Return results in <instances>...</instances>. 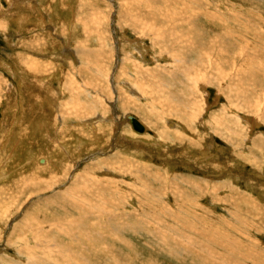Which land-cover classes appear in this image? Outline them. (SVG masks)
Wrapping results in <instances>:
<instances>
[{"label": "rangeland", "instance_id": "rangeland-1", "mask_svg": "<svg viewBox=\"0 0 264 264\" xmlns=\"http://www.w3.org/2000/svg\"><path fill=\"white\" fill-rule=\"evenodd\" d=\"M34 1H36V6L37 7L34 6L33 3H31V5H30L31 0H23L22 2L23 3L25 2L24 4L22 2H19L18 0H10V1L9 0L8 1L7 0H0V14H1L0 15V22H1L0 23V28L3 29L5 27V24H6V28L8 26L10 28L12 27L11 29L9 28V30H8V34H9L7 36L8 40L4 39L5 32L3 33V32H1L2 30H0V75H2V76H0V90L2 91L3 89H5V87L3 85H1V84L4 83V81H3V79H4V80H7V83L9 82L8 83V84H10L9 87L10 88L12 87L11 92H13V94L12 93L10 94L9 99H4L3 93L0 92V94H2L0 96V98H1V101H0V105H1V107H0V109H1V111H0V126L2 125L0 127V163H1L0 164V166H1L0 167V182H1L0 183L1 184L0 188L2 186H4L5 188L8 187V186H11L12 188H15V185H16L15 182H19L16 185V187H19L21 185V182H20L21 180L20 179H22L23 177L31 179V176H33V175H34L33 176L34 178L38 177L39 179L41 178V176H44V178L43 177L42 178L45 180V182L47 180H49V181L46 182V183H41V184H38L36 182L38 184L36 186H34V182H33V187H30L29 189L25 190L24 193L23 192H21L20 194L18 193V196H16L17 199L15 200V203H16V207L15 208L16 209L12 210L11 214L15 213L18 210L19 206H21V204H24V203H28V206L25 207V210H32L33 211L36 207H39L40 205L44 204L45 207H46L45 210H47L48 212H50L52 210V207H54V206H52V204H57L58 206L61 207V209L63 208L62 210L56 208L57 212H59L58 214H60L62 216H67L65 218H70L72 220H74V218H76V219L79 218V219H83L84 220L85 219V211L81 210L82 209L81 208V204L85 205L84 204L85 203V193L81 195L82 196V200L81 199H76V198L71 197L74 194V192L72 190L74 188L76 190V187L80 186L84 182L85 183H90L91 182L90 181L91 178L89 176H88L89 178L85 176L84 170H87L90 166H91L90 169H93L94 167H96V166H94L95 161L101 159L100 162H103L104 158L112 157L111 154L117 152V150H118V152H120V154L121 153L123 154V156L121 154V159L124 160V162H125V164H127V166L132 163L130 165V167H128V168L125 167L126 168L125 170H130L131 172H133V174L136 173L135 177L132 179V180H134V182L136 181L135 185H133L135 187H131V188H136L139 191L136 190V193H134V192L131 193V192H128L126 190V189H128V187H126V186L122 187V186H120L118 184H116V185H111V184L107 185V184H105L106 186H103V188L105 189V191L108 194V196L111 197V200L114 202L115 206L118 207V211L119 212L115 214L114 219L112 218L113 220L110 218V215H107L108 213L104 214L103 217L96 218L97 222L95 221L96 223H94L96 227L92 226V228H94L97 233L98 232L100 233L102 231L100 233L102 235H105L106 233H109L110 235H112V237L117 236L116 239H125V240L127 239V240H129L128 242L133 243L132 246L135 247V248L133 249L132 246H130L127 243H125L124 241H120V240L113 241V240L109 239V240L105 241V240L101 239V237H99L98 234H95V235L92 234V238L93 239L92 238L88 239L87 237H85V245H87V246L90 245L91 247H95V246L96 247H100L101 244H103V243H105V244L109 243V245L113 246V248H117V249L119 248V250L121 249L123 251V253H125V254L128 253L127 255H130L131 258H135L136 257L137 259L133 260V261L136 262V263H141V264H226V263L227 264H241V262H242V264H251V263L252 264H264V241H263L264 240V236H263L264 235V231H263L264 230V213H263L264 212V169L261 170V168L257 167V165L256 166L254 164L251 165L246 160H244L242 158V156L246 157V156H250L252 154V155L257 156V159L259 161L263 160V157H264V150H263L264 149V146H263V144H264V122H263V118H261L260 115H258V113L257 114L256 113L255 114H247V112H248L247 110H245L243 108L237 109L236 107L237 106L239 107V105L236 104L235 101L231 99L234 96H237V95H235V93H239V95L240 94L241 95L242 94L245 95V94L248 93L254 98L255 97L256 98L260 97L259 93L257 92L256 88L252 84H250L251 80H244L243 79L241 82H237L236 80L233 79L232 81H228L227 80V84H223V83H215L214 84L213 82H215V81L210 79L211 84L213 86L210 85L209 78H207L208 75L204 74L202 72L201 68L198 69L197 65L196 66L194 65V67H193V65H191L190 62H177L172 57V55H170V52L171 53L175 52V50L177 51V50L181 49V47H183L184 49H181V50H183V52L186 51L185 53H187L188 57H190L189 52H190V50L192 51V49L188 45L182 46L183 44L180 41H178V39L170 38V36L169 35L167 36L166 33H162V34L161 33L160 34L143 33V32H140V28H138V27H135V26H132V25L129 27V25H128L129 15L127 14V11L128 12L130 10L137 11V8H138L139 9L138 12H141L144 16H147V17H154L155 16L154 18L157 17V19H159V18L162 17L160 15L164 16L165 14H169L167 11H170L173 8V10L181 12V16H179V19L182 18L181 19L182 22H178L177 21L178 19H177V20H175L174 22H172L170 24V25H173L175 28L180 27L181 29L182 28L183 29H185V28L188 29L191 26L190 19H193L194 23L196 24V26H198L197 29H200V33H201V36H200L201 39L200 40L206 41L209 38H214V36L220 37L219 34H222L223 35L222 37L228 39L232 44L237 45L236 47H240L241 48V46L243 44H245V42L249 43L251 45V48L253 49L252 52L256 54V57H258L257 55H260L258 58L264 60V50H263L264 47L262 45V44H264V40H263L264 39V35H263L264 32L261 33V31H264V0H207L208 2L206 0H194L195 2H194V5H193V8L192 7L190 8V6L187 7V5H185V3H188L187 1L192 2V0H179V1L178 0H146V1L136 0L137 1L136 3H135V1L130 2V3H123V2H121V0H92V1L91 0H85V1L84 0L83 1H81V0H69L68 5L66 4V6H64L66 0L63 1V4L59 3L60 0H34ZM184 1H186V2L184 3ZM111 2H112V4H111ZM138 2H139V6H138ZM20 3H22V4H20ZM71 3H74V4H71ZM122 3H123V5H122ZM19 4H20V6L22 5L21 7H23V8H21L20 6L18 8ZM125 4L126 5L128 4L127 7L125 6ZM158 4L160 6H162V7H160ZM41 5L43 7L47 8V11L43 13L45 19H49V21L51 20L52 22L55 23L54 25H57L56 22L58 23V25H59L60 22L64 23L63 22L64 20H65L66 25L73 23L74 21H72V19L70 18L73 14L75 16V21H79V23H80V24L79 23L77 24L76 22H74V23L77 24L75 26V29H74V33L76 32L77 35H75L73 33L75 35V38L73 37L74 35L72 34V38H74V40L73 39L70 40L69 33L64 34L63 31L61 30L62 33L59 34L60 38L59 39H54V37L52 39L49 38L50 41L47 42L49 44V45H47V48L44 47V49H39V52H38L37 55H39L41 57L43 54H45L46 57H48V59H51L53 57L54 60L56 58H58V60L56 59L57 60L56 62H53V65H54L53 68L54 67H57V68H54V70L50 71V73L53 72L54 74H58V72L60 71L59 73L62 72L61 74L63 76L67 75V76H69V79L72 78L73 80H71V81L73 82V84L75 83V84L79 85V82L83 83L85 81V83H86L85 84L86 85L85 86V101H88L89 103H91L92 104V108H97V111L93 112V114H92V111L90 110L87 114L85 113V115H83L84 116L83 118H81L82 120L83 119L85 120L84 121V123H85V126H84L85 127V131H87V130L91 131V132H88V135L86 134V136L88 138H89V136H91L89 140H87V139H85V137L81 136V138L85 139V143H83V144L81 142L79 143V141H77L76 139H75L76 140L75 141L73 137L76 138V136H73L72 134H70L72 132V130H73V128H72L73 126H70V125H72V122L70 121L72 119H66V118H64L62 116V114H60L61 118L62 119L64 118L63 119L64 121L62 122V124H61V121H59L60 118L58 116V113L61 111L62 105L64 103L67 104V101L70 100L69 99L70 94H63V91L62 90L59 91V89H58V92H55V86H56L57 83H56V81H53V80L50 81V83H52V87H54V94L55 93H57V94L53 95L50 92L51 90L53 91V89L46 90V93H45V90H38L35 87H32L33 78H31V76L29 74H26V78L23 81L22 78L14 77L13 75H11V72L8 71V69H7L8 68L7 65H9L10 62H12V61L13 62H17L16 61V57H18L17 55H29L30 54L28 52H31V50L28 51L27 48L24 49L22 47H19L18 45L20 44L21 41H23V40H27L28 41L27 38L31 37V32L29 33V31H27V30H29V27H33L34 28L33 24L35 23V16L39 17V16L42 15V14L39 15V12L37 11V10H39V6H41ZM69 5H70V7H74L76 12L73 13V9L70 8ZM130 5H131V9H130ZM196 5L198 6V8H196ZM82 6H83V8L84 7L85 8L82 9ZM176 6H178V7L176 8ZM25 7H27V8H25ZM66 7H69V8L66 10ZM135 7H137V8H135ZM16 8H18V9H16ZM128 8L130 10H128ZM140 9L141 10L143 9V10L141 11ZM97 11H98V13H97ZM119 11H120V13H119ZM124 13H126L127 15H125ZM184 13H185V17H184ZM210 14H211V16H210ZM91 15H92V17H91ZM97 15L100 16V17H98ZM16 16H19L21 20L18 19L19 17H16ZM93 16L95 18V21H94ZM192 16L194 18H192ZM114 17H116V18H114ZM196 17H197L198 21L196 20ZM11 18H12V20H11ZM67 18H68V20H67ZM105 20H107V21H105ZM9 21L11 23L10 25L8 24ZM83 21H84L85 24H83ZM184 21H186V23H184ZM212 21H214V23ZM92 22H93V25H94V29L96 31H94V34H92L91 36L88 37L87 28H89V27L91 28L92 27ZM98 22H99L100 26H98V24H97ZM159 22H160V19H159ZM245 22H246V25L244 24ZM180 23H181V26L179 25ZM3 24H4V26H3ZM45 25H50V24L46 23ZM78 25L81 27V29H80V27ZM119 25H120V27H119ZM25 27H26L27 30L24 29ZM257 27L260 30L257 29ZM121 30H122L123 33L120 32ZM18 31H20V33ZM23 31H25V32H23ZM251 31H253V32H251ZM59 32H60V29H59ZM82 32H83V34H85V38H86V39H84L85 40L84 42H83V40H81V37L83 35ZM99 32H102V33L100 34ZM208 32H210V33H208ZM124 33H125V35H124L125 37L122 35ZM258 33H259V36H258ZM225 34L226 35L229 34L230 37H226ZM260 35H261V37H260ZM67 36H69V38ZM139 36H140V38H139ZM159 36H160L159 40H161L162 42L159 41V40L157 42V38ZM75 39H76V41H75ZM135 39H137V40H135ZM220 39H222V38L220 37ZM258 39H259V41H258ZM260 39H262V40L260 41ZM51 40H52V42H51ZM53 40H55L54 43H53ZM80 40H81L82 47L85 48V49H86V47L90 48L89 50L93 49V47L94 48L95 47L102 48V50L100 51L101 54L99 53L100 55L96 57L97 59L100 58L102 60L101 61V70H100L101 73L98 70V74L100 75V77H99V75L96 74L97 72L96 73H92L93 70L89 66H87L86 55L84 56L85 61L81 60L82 62H85V67L83 68L84 69L83 72L80 71V70H83L82 66H80L78 64V66H79L78 67L77 64H76L75 65L76 67H75L73 65L72 62L76 63L78 57H80V56H78L76 54L77 52L75 50H74V53H73L69 49L67 50L66 47H68V46L71 47L72 46V42H73V43H75V44H73V46H76V48H77ZM249 40H251V41H249ZM165 41H167V42H165ZM49 42L53 43L54 45L49 43ZM55 42H57V45H56ZM89 42H91V43H89ZM142 42L144 43V45H143ZM183 42H186V41H183ZM62 43H63L64 46L62 45ZM65 43H66V45H65ZM160 43H161V45H160ZM121 45H123V46H121ZM147 45H148V47H147ZM59 46H60V48L62 47L61 50H60V48L58 49ZM144 46H146V47H144ZM261 46L263 47V49H262ZM16 47H18V48H16ZM48 47L50 48V50H48L50 53H48V51H47V49H49ZM151 47L154 48V49H152ZM51 48H52V50H51ZM53 48H55L56 50H53ZM144 48H145V50H144ZM254 49H256V50H254ZM21 50H23V51H21ZM120 50L122 51V53L120 52ZM53 51H55V52H53ZM56 51L57 52L60 51V52L57 53ZM61 51H63V54H62ZM255 51H259V52H255ZM52 52L55 53V54H53ZM130 52H133V53L136 52V54H133V53L131 54ZM8 53L10 55H8ZM257 53H260V54H257ZM140 54H142V55H140ZM255 54H253V55L255 56ZM55 55H57V56H55ZM134 55H136V57H134ZM161 55H162V57H161ZM108 56H109V58H108ZM182 56H184V55H182ZM261 56L263 58H261ZM67 57L68 58L70 57V59H67ZM93 57L95 58V56H93ZM152 57H153V59H151ZM166 57H168V58H166ZM191 57H194V56H191ZM191 57H190V59H191ZM64 58H66V59H64ZM114 58H116V59L114 60ZM155 58H157L158 60L155 59ZM170 58L173 61H171ZM242 58H243V60H247L249 58V56L248 57L242 56ZM73 59L75 61H73ZM129 59L132 60V61L130 62ZM136 59H138V61ZM143 59H145V60H143ZM66 60H68L67 63H66ZM103 60L105 62H103ZM159 60H160L161 63L159 62ZM167 61H169V62H167ZM13 62H12V64H13ZM137 62H139V63H137ZM125 63H127V64H125ZM241 63H243V61H241ZM123 64H125V65H123ZM146 64H149V65H146ZM59 65H61V66H59ZM154 65H156V66H154ZM13 66H14V64H13ZM67 66L69 67V69L70 68L71 69L68 70ZM120 66H121L122 70L120 69ZM159 66H160V68H159ZM72 67H74L76 69H74ZM103 67L106 69L107 73H105V70H104ZM117 67H118V69H117ZM122 67H124L126 71ZM48 69L50 70V67H48ZM51 69H52V67H51ZM77 69L80 71V73L78 72ZM136 70H137L138 73L135 72ZM138 70H140V71L142 70V72H140ZM66 71H70V72L66 73ZM150 71H152V72L150 73ZM156 72H157V75H156ZM162 72H164V73H162ZM181 72H182V74H181ZM71 73H73L74 76ZM85 73H88V74H85ZM115 73L118 74V75H116ZM121 73H122V75H121L122 77L120 76ZM123 73H125V74L123 75ZM147 73H149V74H147ZM79 74L80 75L82 74V76H80ZM135 74H137V75H135ZM139 74H140V76H139ZM141 75H143V76L145 75L144 78H146V79H144ZM140 77H141V79H140ZM65 78L67 80V77H65ZM129 78H131V79H129ZM45 79H47V78H45ZM76 79H77V81H76ZM168 79H169V81H168ZM201 79H203V80H201ZM122 80H125L126 83H128L131 86H134L136 84L137 86L140 87L138 89L141 92L138 93V90H136V94L137 95L134 96V101H135V99H136V101L138 100L136 107L133 105V106H131L132 107L131 108L130 106H128V104L125 106L123 104L125 102L121 103V101L123 99H126V98L128 99V96L131 95L130 91L127 92L128 88H126V87H124L122 85V82H121ZM17 81H18L19 84L17 83ZM27 81H28V83H27ZM101 81H103V82H101ZM92 82H93V84H92ZM160 83H162V84L165 83V84H168V85L171 84V85L175 86V87L171 88V91L175 94L174 96H176V95L178 96V97L176 96V98H178V99L177 100L175 99V102H177V104L180 105L181 107L178 106L177 104H175V106H172V105L169 106L168 103L165 104V101H164L165 96L163 94V90L164 89H160L161 88ZM181 84H182V88L183 89L182 88L180 89ZM220 84H221V86H220ZM108 85H110V86H108ZM25 86L27 88L30 87L29 88V89H31L30 92H34L36 95H39V93H40L39 96H42V98L46 97L47 101L44 100V102H38V103L35 104L33 100L30 101V99H28V98L26 99V97H24V95L22 94V93L25 92V89H27ZM44 86L47 87V88L42 87L43 89L52 88V87H48L46 85H44ZM100 86H102V89H101ZM13 88H14V90H13ZM106 88H108V89H106ZM184 88H185V90H184ZM97 90H100V91H97ZM187 90H188V92H187ZM228 90H231V93H232L230 101H229L230 105H228V103L226 102V98H225V94H226V92ZM183 91H184V93H183ZM180 92H181V94H180ZM100 93H102V95H100ZM97 95H98L99 101H98V99H95V98H97ZM58 96H61V97H58ZM184 96H186V97L184 98ZM63 97H64V99H63ZM199 97H201L202 99L199 98ZM57 98H60L59 100H61V101H59ZM70 98H72V97L70 96ZM120 98H121V100H119ZM91 99L93 100V102H91L92 101ZM113 99H114V101H113ZM140 100H141V102H140ZM196 101H197V104L195 103ZM6 102H8V103H6ZM95 102H96V105H95ZM98 102H100L101 104H99ZM112 102H113V104H112ZM138 102H139V104H138ZM207 102H208V104H207ZM60 103H62V105ZM19 104H21V105H19ZM97 104H99V106L101 108L99 106H97ZM215 104H216V106H215ZM222 104L223 105L226 104L225 105L226 108L223 109V110L221 109ZM8 105H10V107ZM50 105H51V107L53 106L54 109H53V107L51 108ZM57 105H59L60 107L57 106ZM193 105H195V106H193ZM200 105H202V109H201ZM234 105H236V107H234ZM19 106H21V107H19ZM55 106H56V108H55ZM148 106H149L150 109L148 108ZM16 108H17V110H16ZM50 108H51V110H50ZM68 108H70V105L66 106V109H68ZM103 108H104V110H103ZM152 109H153V111H152ZM14 110H16V111H14ZM28 110H30V112ZM54 110H55V112H53ZM124 110H127V112L124 111ZM192 110H194V112ZM198 110L201 113H198L199 112ZM225 110H226V112H225ZM104 111H106V112L104 113ZM11 112H14V113H11ZM218 112L219 113L221 112V113L219 114ZM30 113H33V114H30ZM102 113H103V115H102ZM209 113H211L210 116H209ZM229 113L231 114V118H229L230 122L228 124H229V127L231 126V128H227L226 129V127H224V126H221L222 127L221 128L220 125L218 124L219 123L218 121H220L221 119L224 118L223 114L224 115L225 114L230 115ZM42 114H43V116H42ZM100 114H101V116H100ZM117 114H118V117H117ZM47 115H48L49 118L46 117ZM127 115L132 116L133 118L137 119L138 121L140 120L139 122H141L140 123L141 125H144V126L146 125L145 127L147 128V132L145 134H143L145 132V130L142 131L140 134H143V135L139 136L137 138H133L132 139V137L131 138H130V136L128 137V135L125 134L124 130H126V133H127V132H130V131L132 132V129L130 128V126L126 122V116ZM150 115H151V117L153 119L150 117ZM178 115H179V117H178ZM161 116H163V117H161ZM220 116H221V118H220ZM85 117H86L87 120L85 119ZM175 117L178 118V119H176ZM214 117H215L216 120L215 119L213 120ZM149 118L152 119V120H150ZM208 118H209V120H208ZM218 118H219V120H218ZM52 119H54V120H52ZM198 119H199V121H197ZM37 120H39V122ZM91 120H93V121H91ZM232 120H233V122H232ZM9 121H11V123ZM12 121H13V123H12ZM51 121L54 122V123H52ZM65 121H66V123H65ZM94 121H96V122H94ZM105 121H107L108 123L105 122ZM255 121L257 123L258 122L259 123L257 124ZM34 122H35L36 125L34 124ZM40 122H41L42 125L40 124ZM50 122H51V124H49ZM55 122H57V123H55ZM87 122H88V124H87ZM171 122H172V124H171ZM14 123H16V124H14ZM63 123H65L67 125H65ZM103 123L106 124V125H104V128H102L103 126H101V128H99V126L103 125ZM151 123H152V125H151ZM176 123L177 124L179 123V124L177 125ZM24 124H26V125H24ZM31 124H32V126H31ZM59 124H61V125H59ZM206 124H207L208 127L206 126ZM216 124H218V126H216ZM37 125H39V127H37ZM63 125H64L63 129H61V127ZM117 125H120V126L118 127ZM21 126H22L23 129L20 128ZM42 126H44V127L42 128ZM94 126H97V127L95 128ZM126 126H127V128H126ZM157 126L159 128H157ZM176 126H178L177 127L178 129L175 128ZM27 127H31V130H29L30 128L28 129ZM58 127H59V129H58ZM109 128H110V130H109ZM209 128H211V129H209ZM48 129L51 131L50 134L48 133L49 132ZM74 129H76V128H74ZM82 129H83V126H82ZM92 129H94V130H92ZM212 129H213V131H212ZM98 130H100V132ZM217 130H218V132H217ZM30 131H31L32 134H30ZM40 131H42V132H40ZM44 131H46V132H44ZM59 131L61 133H59ZM108 131H109V134H108ZM53 132L54 133L56 132L58 135L56 136V133L54 134ZM63 132H64V139L61 137ZM98 132H99V134H98ZM113 132H115V134ZM36 133H37V136H36ZM256 133L259 134V135H257ZM17 134H18V136H17ZM22 134H23V136H22ZM101 134H103L102 136L103 137L105 136V137L104 138L102 136L100 137ZM221 134H227L228 135V140H230V141L228 143H227V141H224L223 138L221 137ZM13 135H15V136L13 137ZM27 135H28V137H27ZM42 135H45V136L43 137ZM156 135H157V137H156ZM199 135L201 136V138H199L200 137ZM253 136H255V137H253ZM17 137L18 138L20 137V138L17 139ZM259 137H261L263 140L261 138H259ZM12 138H14V139H12ZM36 138H37V140H36ZM39 138H40V140H39ZM108 138H109V142L107 141ZM115 138H116V140H115ZM127 138H128V140H127ZM143 138H144V140H143ZM15 139H17L16 143L15 142L13 143V140L15 141ZM23 139H25V140H23ZM32 139H33V141H32ZM52 139H53V141H52ZM104 139H105V141H104ZM185 139H186V141H185ZM9 140L12 141L11 142L12 144H10ZM64 140H66V141H64ZM73 140L75 141V144L78 143L77 146H75L74 143H72ZM257 140L259 142L260 141L261 142L260 143L256 142ZM41 141L44 142L45 144L44 143H40ZM199 141H201V143ZM36 142L39 143V144H37ZM49 142H50V144H49ZM174 142H177L176 143L177 145ZM255 142L257 144H255ZM7 144H10V145L7 146ZM59 144H61V145H59ZM91 144L94 147L91 146ZM96 144H98V145L96 146ZM100 144H101V146H100ZM166 144H168V145H166ZM184 144H185V147H184ZM222 144H223V146H222ZM41 145H43V146H41ZM47 145H49V146L46 147ZM169 145H171V146H169ZM228 145H229V148H227ZM247 145H248V147H247ZM261 145H262V147H260ZM1 146H3V147H1ZM251 146H252L253 151L251 150ZM59 147H60V149H59ZM68 147H70L71 152H70ZM79 147H80V149H79ZM143 147H145L146 149L145 148L143 149ZM168 147H170L171 149L170 148L167 149ZM176 147H179V148H176ZM186 147H188V148H186ZM190 147L192 149H190ZM30 148L32 150H30ZM45 148L47 149V151L44 150ZM83 148H85V149H83ZM147 148H149V149H147ZM205 148L208 149L207 150L208 152H206ZM81 149H83L84 152H83V150L81 151ZM157 149L158 150L160 149V150L158 151ZM181 149H184V150H181ZM194 149H196V150H194ZM198 149L200 151H198ZM254 149H256V150H254ZM146 150L147 151L150 150V151H148L149 153L148 152L146 153ZM167 150H168V152H166ZM192 150H194V151L190 152ZM259 150H261V151L263 150V152H259ZM9 151L11 153H9ZM52 151H55V153L54 152L52 153ZM160 151H162L163 154ZM171 151H172V153H171ZM182 151H185V152L182 153ZM59 152L62 153V154H60ZM76 152H78V154ZM204 152H206V153L204 154ZM251 152H254V153H251ZM21 153L22 154L25 153V154L22 155ZM34 153H35V155H33ZM50 153H51L52 156H50ZM96 153H100V154L103 153V154L101 156H98ZM174 153H177V154L174 155ZM37 154H39V155H37ZM45 154H46V158H45ZM53 154H54V156H53ZM67 154L70 157H68ZM138 154H139V156H138ZM188 154H191V155H188ZM55 155L56 156L59 155V157H57L58 160L56 159ZM72 155H73V157H72ZM89 155H90L91 158L89 157ZM206 155H207L208 158L206 157ZM211 155H213L214 157L217 156L216 157L217 160L215 158L213 159L212 158L213 156H211ZM239 155H241V156H239ZM174 156H176V157H174ZM192 156H193V158H192ZM38 157H43L46 160V163L38 162V161H40ZM94 157H96V158H94ZM177 157H178V159H177ZM183 157H184V159H183ZM23 158L25 159V161H24ZM28 158H30V159L28 160ZM69 158L70 159L72 158L71 159L72 161ZM82 158H83V160H82ZM187 158H190L191 160L187 159ZM50 159L51 160L53 159L54 161L53 160L51 161ZM91 159H93V160H91ZM195 159H197V160H195ZM9 160H10V162H9ZM144 160H145V162H144ZM146 160H148L149 164H148V162ZM187 160H189V161L193 160V163H195V164L193 165L192 162H189ZM202 160H203L204 163L202 162ZM61 161H63V162H61ZM170 161L171 162L173 161L172 164H171ZM210 161L213 162L212 164L214 166L212 164H210L211 163ZM36 162H37V164H36ZM55 162L59 163V164H56ZM69 162H71V164H73L72 168L70 167L71 165H70ZM39 163H40V165H39ZM62 163H63L64 166L62 165ZM82 163H83V165H82ZM164 163H166V164H164ZM223 163L224 164L227 163L228 166L225 167L223 165ZM88 164H89V166H87ZM175 164H177V165H175ZM60 165H61V167H60ZM6 166H7V168H6ZM31 166H33V167L31 168ZM37 166H38V169H37ZM198 166H201L202 168L203 167L204 168L202 169L201 167H198ZM54 167H56V168H54ZM77 167H80L81 169L77 168ZM188 167H190L191 169L188 168ZM207 167L210 168L211 170L208 169ZM26 168H27V170H26ZM42 168H43V172H42ZM28 169H30V170H28ZM31 169H32V171H31ZM36 169L37 170L40 169V170L36 172ZM44 169H46V170H44ZM62 169H64V170H62ZM7 170H8V172H7ZM77 170H79V171H77ZM81 170L83 171V173H82ZM204 170H206V171H204ZM207 170H209V171H207ZM74 171H75V173H74ZM26 173H28V174H26ZM30 173H33V174H30ZM61 173H63V175ZM101 173H102V175L105 176V178L110 179L111 183H114V182L117 181V175H116L115 172L110 171L108 173H106V172L104 173V172L101 171L100 175H101ZM167 173H168V175H167ZM24 174H26V176ZM67 175H68V177H67ZM83 176H85V177H83ZM122 176H123L122 179H128V178L130 179L129 175H127V174H124ZM188 176L191 177V178L186 179V178H188ZM184 177H185V181L183 182L182 180L184 179ZM165 178H166L167 181H165ZM203 178H205V179H203ZM219 179H220V181H219ZM87 180H88V182H86ZM160 180H161V182H159ZM179 180H181L182 182L179 181ZM81 181H82V183H81ZM9 182H11L12 185ZM154 182H157V184L154 183ZM187 182H188V184H187ZM221 182H222V184H221ZM73 183H76L77 185H75ZM179 183H181V184L179 185ZM213 183H215V184H213ZM217 183H218V185H217ZM223 183H224V187H223ZM63 184H64V187L61 188L63 186ZM91 184L92 183H90V185ZM151 184H153V185H151ZM209 185H210V187H209ZM228 185H230V187H232V188L234 187V188L233 189L230 188L231 189V191H230V189L227 188ZM70 186H72V187H70ZM160 186H162V187H160ZM172 186H173V189L171 188ZM154 187H155V189H154ZM204 187L206 189L203 190ZM214 187H216V188H214ZM146 188H147V190H146ZM166 188H167L168 191L166 190ZM219 188H220V190H219ZM121 189H123V190H121ZM212 189H213V191H212ZM234 189L237 190L238 192L234 191ZM37 190L38 191L40 190L41 192H38ZM62 190H64V191H62ZM149 190H152V191L149 192ZM157 190H159V191L157 192ZM162 190H164V191H162ZM171 190L176 192L177 194L176 193L174 194V192H172ZM123 191H125V193ZM144 191H146V192H144ZM177 191H180V193L177 192ZM182 191H183V193H182ZM184 191H185V193H184ZM240 191H241V193H240ZM57 192H60L64 197L61 196L60 193L57 194ZM63 192H65V193H63ZM138 192L139 193L142 192V194H139ZM187 192H188L189 196L187 195ZM120 193H122V194H120ZM243 193L247 195V197L245 196V199H244V194ZM199 194H202V195H199ZM210 194H212V195H210ZM220 194H222V195H220ZM148 195L150 197L149 200H148V198H149ZM186 195H187L188 198L186 197ZM194 195H196L197 197H199V196L200 197L196 198ZM204 195H206V196H204ZM213 195H214V197L216 199H214ZM174 196H175V199H174ZM192 196H194V197H192ZM122 197H124V198H122ZM168 197H169V200H168ZM137 198H138V201H137ZM208 198H209V200H208ZM210 198H212V199H210ZM233 198H236V200L233 199ZM246 198H247L248 201H246ZM128 199H130V200H128ZM163 199H167V200H163ZM190 199H193V201L192 202L188 201ZM30 200H33L34 202L33 201L31 202ZM86 200L89 201L90 198L88 197ZM127 200L129 202H127ZM179 200L181 202H179ZM133 201L135 202V204H134ZM144 202H146V203H144ZM237 202L239 204L238 206H237ZM109 203H111V202H109ZM142 203H144V204H142ZM163 203H164V205H163ZM181 203L183 205H185V206L184 207L181 206ZM74 204L77 207L74 208V206H73ZM172 204L174 206H172ZM178 204H180V205H178ZM231 204H232L233 207L231 206ZM175 205H177V206H175ZM111 206H113V205H111ZM121 206H123V207H121ZM257 206H260V207H257ZM172 207H174V208L172 209ZM225 208L226 209L228 208L229 211H228V209L226 210ZM230 208H232L233 210H231ZM234 210H235L236 213L234 212ZM245 210H246V212H245ZM181 211L183 212V214H182ZM173 212H175V213L173 214ZM230 212L232 213V216L230 215L231 214ZM150 214H152V215H150ZM45 215H49V214L46 212ZM154 215H156V216H154ZM178 215L181 216V217H184V218H181ZM196 215H198V216H196ZM207 215H209V216H207ZM234 215L235 216L237 215L238 218L237 217L235 218ZM239 215H241L242 217L239 216ZM245 215H247V216H245ZM22 216H24V212H23ZM68 216H70V217H68ZM206 216H207V218H206ZM248 216H249V218H248ZM174 217L176 219H178V220H176ZM190 217H192V218H190ZM214 217H215V220H214ZM245 217L248 218V219H246ZM224 218H226V219H224ZM183 219H185V221L187 220L188 222L187 221L186 222L183 221ZM200 219H202V221ZM211 219H212V221H211ZM237 219H239L240 221H238ZM249 219L250 220L252 219V220L250 221ZM94 220H95V218H94ZM189 221H190V223H189ZM194 221H196V222H194ZM200 221L202 223L203 222L204 223L202 224ZM246 221L249 222V223H247ZM176 222H177V224H176ZM83 223L85 224V221ZM181 223H182V225H181ZM164 224H166V225H164ZM220 224H222L221 227H220ZM194 225H196V226H194ZM252 225H254V226H252ZM118 226H119V228H118ZM184 226H186V227H184ZM207 226L211 227V229L209 227H207ZM214 226H215V228H214ZM218 226H219L220 229L217 228ZM224 226H225V228H224ZM3 227L4 226L0 227V264H7L4 261L10 260L12 257L21 259V262H22V260L25 262V256L24 255H19V257L17 256V251L16 250L19 247L18 246H14V244H16V242H17V241H15L16 236L17 237L19 236V231H18L19 228L16 229L13 232L14 237H11L10 233H9L11 231H6L5 228H3ZM44 227L47 228V230H44L47 233V238H48V235L52 234V235H55L57 237L59 236L60 239L68 240L70 243H72L71 240L79 239V238L81 239L82 236L84 237V235H82V234H85V232H82L81 230H80L81 232H78L76 228L73 229V227L70 228L67 225L64 227V229H61L59 227V225H58L56 227H53V229H51L50 231H49V229H50L49 226H44ZM174 227H176V228H174ZM182 227H184V228H182ZM205 227H207V228H205ZM187 228H189V231H188ZM247 228H249V229H247ZM85 229H88V226L85 227ZM107 229H109V230L107 231ZM115 229H118V230L115 231ZM123 229H124V231H123ZM158 229L159 230L161 229V230L159 231ZM120 230H121V234H120ZM202 230H204V232ZM224 230H225V232H224ZM62 232H63V234L61 235ZM205 232H206V234H205ZM209 232L210 233L213 232V233L210 234ZM80 233H81V235L78 236V234H80ZM259 234H261L262 237ZM194 235H195L196 238H194ZM196 235H198V236H196ZM252 235L254 237H252ZM96 236H98V237L96 238ZM186 237H188V240L185 239ZM191 237H193L194 239L191 238ZM210 237H212L213 239L210 238ZM219 237L222 238V239L220 240ZM108 238H109V236H108ZM200 238L202 240H200ZM246 238H248V240ZM261 238H262V240H261ZM191 239H193V240H191ZM206 239H208V240H206ZM190 241L193 242V243H191ZM196 241H197V243H196ZM203 241H204V243H203ZM223 241H225L226 243L223 242ZM234 241H235V244L237 243L236 245H233ZM59 242L65 243L64 241H59ZM89 242H90V244H89ZM219 243L222 244V245H220ZM19 244L22 245V243H19ZM212 244H214L213 247H212ZM215 244H218L219 246L217 247ZM228 244L230 245L231 248L228 247L229 246ZM195 245H197L199 247H197ZM15 247H17V248H15ZM73 247H76V246H73ZM167 247H169V248H167ZM233 248H235V249H233ZM101 249H102V247H101ZM117 249H113V252H115V250H117ZM252 249L254 250V252H253ZM87 251H88V249H87ZM113 252H112L111 255L105 253V251H103V252L99 251L97 253L96 252H92V253H89V255H86V256L89 257V259H91V262L94 263V264H97V263L98 264H109V263L110 264H114V263H116V259L115 260L113 259V255H115L116 253H113ZM100 253H102V254H100ZM244 253H246V254H244ZM249 253H251V254H249ZM7 254H9V255H7ZM223 254H224V256H223ZM116 255L118 256V254H116ZM218 255L220 256L221 259L224 258L223 261L219 260ZM228 255H229L230 258L228 257ZM117 256H116V258H118ZM93 257H95L96 259L93 258ZM226 257H228V258H226ZM53 259H54L55 262H57V261L60 262V260H59V258L57 256L55 258H53ZM106 260H108V261H106ZM234 261H236V262H234ZM21 262H19V264Z\"/></svg>", "mask_w": 264, "mask_h": 264}, {"label": "bare ground", "instance_id": "bare-ground-1", "mask_svg": "<svg viewBox=\"0 0 264 264\" xmlns=\"http://www.w3.org/2000/svg\"><path fill=\"white\" fill-rule=\"evenodd\" d=\"M8 1V0H7ZM10 1V0H9ZM19 2H22L23 0H18ZM63 1L64 0H60L59 1V3H61V4H63ZM81 1H83V0H81ZM85 1V0H84ZM92 1V0H91ZM133 1H135V3L137 2L136 0H121V2H123V3H130V2H133ZM143 1H146V0H143ZM179 1V0H178ZM207 1V0H206ZM27 2V1H26ZM170 2V1H169ZM186 1H184V3H185ZM188 3H185V5H187V7H189L190 6V8L192 7L193 8V5H194V0H192V2H189V1H187ZM208 2V1H207ZM23 3V2H22ZM22 3H20V4H22ZM25 3V2H24ZM23 3V4H24ZM31 3H33V5L34 6H36V1H34V0H31V2H30V5H31ZM68 3H69V0H66L65 1V5L64 6H66V4L68 5ZM75 3V2H74ZM74 3H71V4H74ZM123 3H122V5H123ZM175 3V2H174ZM11 4V3H10ZM9 4V5H10ZM16 4V3H15ZM18 4V3H17ZM20 4L18 5V8H19V6H20ZM82 4V3H81ZM85 4V3H84ZM111 4H112V2H111ZM115 4V3H114ZM121 4V3H120ZM134 4V3H133ZM142 4V3H141ZM140 4V5H141ZM147 4V3H146ZM128 5V4H127ZM127 5L125 4V6L127 7ZM159 5V4H158ZM22 6V5H21ZM20 6V7H21ZM26 6V5H25ZM114 6V5H113ZM112 6V7H113ZM134 6V5H133ZM132 6V7H133ZM138 6H139V2H138ZM146 6V5H145ZM160 6V5H159ZM179 6V5H178ZM178 6H176V8L178 7ZM184 6V5H183ZM28 7V6H27ZM27 7H25V8H27ZM30 7V6H29ZM37 7V6H36ZM69 7H70V5H69ZM69 7H66V10L69 8ZM123 7V6H122ZM160 7H162V6H160ZM18 8H16V9H18ZM21 8H23V7H21ZM31 8V7H30ZM70 8H72L73 9V13L74 12H76L75 11V9H74V7H70ZM85 8V7H84ZM83 8V6H82V9H84ZM135 8H137V7H135ZM156 8V7H155ZM158 8V7H157ZM165 8V7H164ZM169 8V7H168ZM196 8H198V6L196 5ZM38 9V8H37ZM78 9V8H77ZM130 9H131V5H130ZM129 8H128V10H130ZM150 9V8H149ZM148 9V10H149ZM163 9V8H162ZM182 9V8H181ZM13 10V9H12ZM30 10V9H29ZM138 8H137V11H133V10H130L129 12L127 11V14L129 15V18H128V25H129V27L132 25V26H135V27H138V28H140V32H143V33H152V34H162V33H166V35L168 36H170V38H174V39H178V41H180L183 45L182 46H185V45H188L191 49H192V51L190 50V52H189V55H190V57L191 56H194V57H191V59H190V57H188V55H187V53H185V52H183V50H181V49H184L183 47H181V49H179V50H175V52H170V55H172V57L177 61V62H190V64L191 65H193V67H194V65L196 66H198V69L199 68H201L202 69V72L204 73V74H206V75H208V77L207 78H209V81H210V79L211 80H214L215 82H213L214 84L215 83H223V84H227V80L228 81H232L233 79L234 80H236L237 82H241L243 79L244 80H251L250 82V84H252L255 88H256V90H257V92L259 93V96L260 97H252L250 94H245V95H239V93H235V95H237V96H234L233 98H231V95H232V93H231V90H228L227 92H226V94H225V98H226V102L228 103V105H230L229 104V101H230V98L232 99V100H234L235 101V103L236 104H238L239 105V107L237 106L236 107V105H234V107H236L237 109H240V108H243V109H245V110H247L248 112H247V114H257L258 113V115H260V117L261 118H263V122H264V60L263 59H259L258 57L260 56V55H257L258 57H256V54L255 53H253L252 52V48H251V45L249 44V43H247V42H245V44H243L242 46H241V48L240 47H236L237 45H235V44H232L228 39H226V38H224V37H222L223 35L222 34H219V36L222 38V39H220V37H218V36H214V38H209V39H207L206 41H202V40H200L201 38H200V36H201V33H200V29H197L198 28V26H196V24L194 23V20L193 19H190V23H191V26H190V28H188V29H181L180 27H178V28H175L173 25H170L172 22H174L175 20H177L178 22H182V18L181 19H179V16H181V12L180 11H175V10H173V8H172V10H170V11H167L169 14H165L164 16L163 15H160V16H162L161 18H159L160 19V22H159V19H157V17L156 18H154V17H147V16H144L141 12H138ZM141 10V9H140ZM143 10V9H142ZM141 10V11H142ZM145 10V9H144ZM155 10V9H154ZM164 10V9H163ZM168 10V9H167ZM204 10V9H203ZM38 12H39V15L40 14H42L41 16H39V17H37V16H35V23L33 24L34 25V28L33 27H29V30H27L26 29V27L24 28V29H26L27 31H29V33L31 32V37H28L27 39H28V41L27 40H23V41H21L20 42V44L18 45L19 47H22V48H24V49H28V51L29 50H31V52H28V53H30L29 55H17L18 57H16V61L18 62H13V64H14V66H13V64H12V62H10L9 63V65H7L8 66V71H10L11 72V75H13L14 77H19V78H22V80L24 81L25 80V78H26V74H29L30 76H31V78H33V82H32V87H35L36 89H38V90H45V93H46V90H51V89H53V91L51 90L50 92L53 94V95H55V94H57V93H55L54 94V87H52V83H50V81H56V86H55V92H58V89H59V91L60 90H62L63 91V94H70V96L72 97V98H70V96H69V99L70 100H68L67 101V104L66 103H64L63 105H62V103H60L61 105H62V109H61V111L58 113V116H59V118H60V120L59 121H61V124H62V122L64 121L63 119L64 118H66V119H72V120H70L71 122H72V125H70V126H73L72 128H73V130H72V132L70 133V134H72L73 136H76V138L75 137H73L74 138V140L76 139L77 141H79V143L81 142L82 144L83 143H85V139H87V140H89L90 139V137L91 136H89V138L86 136V134L88 135V132H91V131H88L87 129V131H85V123H84V119L82 120L81 118H83L84 116L83 115H85V113L87 114L90 110L92 111V114H93V112H95V111H97V108H92V104L91 103H89L88 101H85V81L83 82V83H80L79 82V85L78 84H73V82L71 81V80H73L72 78L71 79H69V76H67V75H62L61 73H59L58 72V74H54L53 72H51L50 73V71H52V70H54V68H57V67H54L53 68V62H56L57 60H58V58H56L55 60L53 59V57L51 58V59H48V57H46V55L45 54H43L41 57L39 56V55H37L38 54V52H39V49H44V47H46L47 48V45H49L47 42L48 41H50L49 40V38H53L54 37V39H59L60 38V33H62V31H63V33L64 34H66V33H69V36H70V40L71 39H73L74 40V38H75V35H77L76 34V32L74 33V29H75V26L79 23V21H75V16H74V14L70 17L71 19H72V21H74V22H76V23H71V24H68V25H66V23H65V20L63 21L64 23H62V22H60L59 23V25H58V23L56 22V24L57 25H54L55 23L54 22H52L51 20L49 21V19H45V17H44V15H43V13L44 12H46L47 11V8L46 7H43L42 5L41 6H39V10H37ZM36 11V12H37ZM80 11V10H79ZM100 11V10H99ZM150 11V10H149ZM187 11V10H186ZM7 12V11H6ZM124 12V11H123ZM155 12V11H154ZM153 12V13H154ZM184 12V11H183ZM200 12V11H199ZM22 13V12H21ZM97 13H98V11H97ZM100 13V12H99ZM112 13V12H111ZM119 13H120V11H119ZM156 13V12H155ZM166 13V12H165ZM11 14V13H10ZM20 14V13H19ZM122 14V13H121ZM125 15H127L126 13H124ZM161 14V13H160ZM243 14V13H242ZM1 15V14H0ZM26 15V14H25ZM35 15V14H34ZM100 15V14H99ZM119 15V14H118ZM12 16V15H11ZM20 16V15H19ZM19 16H16V17H19ZM84 16V15H83ZM95 16V15H94ZM94 16H93V18H94ZM98 16V15H97ZM110 16V15H109ZM120 16V15H119ZM177 16V17H176ZM188 16V15H187ZM202 16V15H201ZM210 16H211V14H210ZM91 17H92V15H91ZM98 17H100V16H98ZM117 17V16H116ZM116 17H114V18H116ZM124 17V16H123ZM184 17H185V13H184ZM198 17V16H197ZM197 17H196V20L198 21V19H197ZM69 18V17H68ZM68 18H67V20H68ZM192 18H194L193 16H192ZM18 19H20V17L18 18ZM70 19V20H71ZM215 19V18H214ZM5 20V19H4ZM11 20H12V18H11ZM17 20V19H16ZM21 20V19H20ZM66 20V21H67ZM82 20V19H81ZM80 20V21H81ZM200 20V19H199ZM210 20V19H209ZM217 20V19H216ZM25 21V20H24ZM94 21H95V18H94ZM105 21H107V20H105ZM233 21V20H232ZM18 22V21H17ZM121 22V21H120ZM196 22V21H195ZM213 23H214V21H212ZM228 22V21H227ZM1 23V22H0ZM7 23V22H6ZM13 23V22H12ZM22 23V22H21ZM46 23H49L50 25H45ZM95 23V22H94ZM101 23V22H100ZM184 23H186V21H184ZM183 23V24H184ZM198 23V22H197ZM5 24V23H4ZM4 24H3V26H4ZM9 25L11 24L10 23V21H9V23H8ZM80 24V23H79ZM83 24H85L84 23V21H83ZM98 24V26H100L99 25V22L97 23ZM96 24V25H97ZM189 24V23H188ZM241 24V23H240ZM245 25H246V22L244 23ZM248 24V23H247ZM110 25V24H109ZM112 25V24H111ZM127 25V26H128ZM180 26H181V23L179 24ZM178 25V26H179ZM59 26V27H58ZM79 26V25H78ZM108 26V25H107ZM177 26V25H176ZM21 27V26H20ZM80 27V26H79ZM88 27V26H87ZM103 27V26H102ZM109 27V26H108ZM113 27V26H112ZM119 27H120V25H119ZM254 27V26H253ZM8 28V29H7ZM6 28V24H5V27L3 28V29H1L0 28V30H2L1 32H5V34H4V39L6 40L8 37V30H9V26ZM12 28V27H11ZM10 28V29H11ZM57 30H56V29ZM77 28V27H76ZM85 28V27H84ZM83 28V29H84ZM98 28V27H97ZM200 28V27H199ZM219 28V27H218ZM240 28V27H239ZM261 28V27H260ZM19 29V28H18ZM59 29H60V32H59ZM80 29H81V27H80ZM117 29V28H116ZM126 29V28H125ZM257 29H259L258 27H257ZM62 30V31H61ZM103 30V29H102ZM260 30V29H259ZM85 31V30H84ZM89 31V32H88ZM94 31H96L95 29H94V25H93V22H92V27L90 28H87V35H88V37L89 36H91L92 34H94ZM115 31V30H114ZM246 31V30H245ZM249 31V30H248ZM19 33H20V31H18ZM17 32V33H18ZM23 32H25V31H23ZM103 32V31H102ZM102 32H99L100 34L102 33ZM120 32H122V30L120 31ZM119 32V33H120ZM138 32V31H137ZM251 32H253V31H251ZM250 32V33H251ZM255 32V31H254ZM260 32V31H259ZM262 32H264V31H261V33ZM75 35H74V34ZM97 33V32H96ZM98 33V34H99ZM123 33V32H122ZM203 33V32H202ZM205 33V32H204ZM208 33H210V32H208ZM72 34L74 35L73 37L74 38H72ZM82 34H83V32H82ZM108 34V33H107ZM116 34V33H115ZM257 34V33H256ZM12 35V34H11ZM15 35V34H14ZM19 35V34H18ZM81 35V34H80ZM105 35V34H104ZM123 36L125 35V33L124 34H122ZM127 35V34H126ZM205 35V34H204ZM203 35V36H204ZM250 35V34H249ZM263 35H264V33H263ZM69 36H67L68 38H69ZM100 36V35H99ZM114 36V35H113ZM149 36V35H148ZM225 36L226 37H230V35L228 34V35H226L225 34ZM252 36V35H251ZM258 36H259V33H258ZM18 37V36H17ZM104 37V36H103ZM106 37V36H105ZM125 37V36H124ZM128 37V36H127ZM126 37V38H127ZM254 37V36H253ZM260 37H261V35H260ZM11 38V37H10ZM13 38V37H12ZM62 38V37H61ZM135 38V37H134ZM139 38H140V36H139ZM159 38H160V36L157 38V42H158V40H159ZM165 38V37H164ZM169 38V37H168ZM22 39V38H21ZM84 39H86L85 38V34H83L82 35V37H81V40H83V42L85 41ZM89 39V38H88ZM103 39V38H102ZM4 40V41H5ZM8 40V39H7ZM19 40V39H18ZM81 40L79 41V44H78V47L76 48V46H73V44H75V43H73L72 42V46L71 47H66V49L68 50H70L71 52H73L74 53V50L77 52L76 54L78 55V56H80V57H78V59H77V62L75 63V62H72L73 63V65L75 66L76 64H77V66H78V64L80 65V66H82V69L85 67V62H82L81 60H83V61H85V59H84V56L86 55V59H87V66H89L92 70H93V72L92 73H96L97 75H99L98 74V70H99V72H100V70H101V59L100 58H96L97 56H99L100 54H101V50H102V48H99V47H93V49H91V50H89L90 48H88V47H86V49L85 48H83L82 47V45H81ZM90 40V39H89ZM107 40V39H106ZM126 40V39H125ZM135 40H137V39H135ZM147 40V39H146ZM167 40V39H166ZM204 40V39H203ZM253 40V39H252ZM262 39H260V41H261ZM264 40V39H263ZM13 41V40H12ZM17 41V40H16ZM54 41L55 40H53V43H54ZM75 41H76V39H75ZM102 41V40H101ZM119 41V40H118ZM121 41V40H120ZM159 41H161V40H159ZM177 41V40H176ZM183 41H186V42H183ZM249 41H251V40H249ZM248 41V42H249ZM256 41V40H255ZM258 41H259V39H258ZM6 42V41H5ZM15 42V41H14ZM18 42V41H17ZM51 42H52V40H51ZM51 42H49V43H51ZM59 42V41H58ZM68 42V41H67ZM71 42V41H70ZM108 42V41H107ZM130 42V41H129ZM138 42V41H137ZM141 42V41H140ZM162 42V41H161ZM165 42H167V41H165ZM257 42V41H256ZM53 43H51V44H53ZM56 43V45H57V42H55ZM60 43V42H59ZM77 43V42H76ZM89 43H91V42H89ZM109 43V42H108ZM123 43V42H122ZM143 43V42H142ZM172 43V42H171ZM170 43V44H171ZM176 43V42H175ZM186 43V44H185ZM252 43V42H251ZM254 43V42H253ZM260 43V42H259ZM7 44V43H6ZM137 44V43H136ZM163 44V43H162ZM262 44V43H261ZM8 45V44H7ZM54 45V44H53ZM59 45V44H58ZM62 45H63V43H62ZM65 45H66V43H65ZM90 45V44H89ZM109 45V44H108ZM112 45V44H111ZM143 45H144V43H143ZM142 45V46H143ZM160 45H161V43H160ZM263 45V47H264V44H262ZM15 46V45H14ZM17 46V45H16ZM64 46V45H63ZM85 46V45H84ZM121 46H123V45H121ZM134 46V45H133ZM139 46V45H138ZM179 46V45H178ZM260 46V45H259ZM10 47V46H9ZM52 47V46H51ZM109 47V46H108ZM116 47V46H115ZM135 47V46H134ZM137 47V46H136ZM144 47H146V46H144ZM147 47H148V45H147ZM236 47V48H235ZM262 47V46H261ZM263 47H262V49H263ZM16 48H18V47H16ZM49 48V47H48ZM60 48V46L58 47V49ZM62 48V47H61ZM61 48H60V50H61ZM98 48V49H97ZM122 48V47H121ZM124 48V47H123ZM130 48V47H129ZM152 48V47H151ZM77 49V50H76ZM120 49V48H119ZM131 49V48H130ZM135 49V48H134ZM152 49H154V48H152ZM151 49V50H152ZM174 49V48H173ZM48 50H50V48L49 49H47V51ZM51 50H52V48H51ZM53 50H56L55 48H53ZM63 50V49H62ZM113 50V49H112ZM117 50V49H116ZM124 50V49H123ZM136 50V49H135ZM141 50V49H140ZM143 50V49H142ZM144 50H145V48H144ZM161 50V49H160ZM234 50V51H233ZM254 50H256V49H254ZM259 50V49H258ZM264 50V49H263ZM21 51H23V50H21ZM64 51V50H63ZM63 51H61L62 52V54H63ZM150 51V50H149ZM25 52V51H24ZM53 52H55V51H53ZM52 52V53H53ZM57 52V51H56ZM58 52H60V51H58ZM57 52V53H58ZM70 52V53H71ZM107 52V51H106ZM120 52L122 53V51L120 50ZM151 52V51H150ZM255 52H259V51H255ZM12 53V52H11ZM26 53V52H25ZM48 53H50L49 51H48ZM100 53V54H99ZM131 54L133 53V52H130ZM140 53V52H139ZM161 53V52H160ZM184 53V54H183ZM53 54H55V53H53ZM94 54V55H93ZM107 54V53H106ZM129 54V53H128ZM133 54H136V52L135 53H133ZM253 54H255V56L253 55ZM257 54H260V53H257ZM8 55H10L9 53H8ZM16 55V54H15ZM65 55V54H64ZM63 55V56H64ZM69 55V54H68ZM113 55V54H112ZM140 55H142V54H140ZM147 55V54H146ZM182 55H184V56H182ZM55 56H57V55H55ZM60 56V55H59ZM58 56V57H59ZM62 56V55H61ZM72 56V55H71ZM83 56V57H82ZM93 56H95V58L93 57ZM103 56V55H102ZM117 56V55H116ZM131 56V55H130ZM144 56V55H143ZM242 56H245V57H248L249 56V58L247 59V60H243V58H242ZM9 57V56H8ZM45 59H44V58ZM51 57V56H50ZM82 57V58H81ZM118 57V56H117ZM134 57H136V55H134ZM151 57V56H150ZM155 57V56H154ZM161 57H162V55H161ZM60 58V57H59ZM77 58V57H76ZM108 58H109V56H108ZM139 58V57H138ZM143 58V57H142ZM166 58H168V57H166ZM193 58V59H192ZM261 58H263L262 56H261ZM64 59H66V58H64ZM67 59H70V57L68 58L67 57ZM105 59V58H104ZM107 59V58H106ZM116 58H114V60H115ZM125 59V58H124ZM149 59V58H148ZM151 59H153V57L151 58ZM155 59H157V58H155ZM154 59V60H155ZM162 59V58H161ZM171 59V58H170ZM256 59V60H255ZM130 60V59H129ZM128 60V61H129ZM137 61H138V59H136ZM143 60H145V59H143ZM153 60V61H154ZM158 60V59H157ZM164 60V59H163ZM67 61L68 60H66V63H67ZM70 61V60H69ZM73 61H75L74 59H73ZM125 61V60H124ZM132 60H130V62H131ZM148 61V60H147ZM171 61H173L172 59H171ZM241 61H243V63H241ZM60 62V61H59ZM64 62V61H63ZM103 62H105L104 60H103ZM111 62V61H110ZM134 62V61H133ZM149 62V61H148ZM159 62H160V60H159ZM166 62V61H165ZM167 62H169V61H167ZM129 63V62H128ZM137 63H139V62H137ZM141 63V62H140ZM145 63V62H144ZM147 63V62H146ZM161 63V62H160ZM164 63V62H163ZM16 64V65H15ZM125 64H127V63H125ZM125 64H123V65H125ZM189 64V63H188ZM56 65V64H55ZM72 65V66H73ZM103 65V64H102ZM105 65V64H104ZM141 65V64H140ZM145 65V64H144ZM146 65H149V64H146ZM157 65V64H156ZM156 65H154V66H156ZM175 65V64H174ZM59 66H61V65H59ZM66 66V65H65ZM86 66V67H87ZM139 66V65H138ZM168 66V65H167ZM173 66V65H172ZM48 67H50V70L48 69ZM51 67H52V69H51ZM68 67V66H67ZM76 67V66H75ZM79 67V66H78ZM107 67V66H106ZM109 67V66H108ZM135 67V66H134ZM137 67V66H136ZM143 67V66H142ZM146 67V66H145ZM144 67V68H145ZM179 67V66H178ZM191 67V66H190ZM72 68H74V67H72ZM104 68V67H103ZM116 68V67H115ZM122 68H124V67H122ZM141 68V67H140ZM151 68V67H150ZM155 68V67H154ZM159 68H160V66H159ZM166 68V67H165ZM196 68V67H195ZM71 69V68H70ZM69 69V67H68V70H70ZM74 69H76V68H74ZM117 69H118V67H117ZM120 69H121V66H120ZM149 69V68H148ZM164 69V68H163ZM167 69V68H166ZM58 70V69H57ZM66 70V69H65ZM78 70V69H77ZM104 70H105V73H107L106 72V69L104 68ZM108 70V69H107ZM122 70V69H121ZM124 70H125V68H124ZM144 70V69H143ZM146 70V69H145ZM151 70V69H150ZM80 71H84V69L83 70H80ZM80 71L78 70V72L80 73ZM103 71V70H102ZM114 71V70H113ZM117 71V70H116ZM119 71V70H118ZM126 71V70H125ZM129 71V70H128ZM138 71H140V70H138ZM68 72H70V71H66V73H68ZM133 72V71H132ZM135 72H137V70L135 71ZM134 72V73H135ZM140 72H142V70L140 71ZM152 71H150V73H151ZM159 72V71H158ZM165 72V71H164ZM164 72H162V73H164ZM17 73V74H16ZM101 73V72H100ZM138 73V72H137ZM173 73V72H172ZM70 74V73H69ZM72 75H73V73H71ZM83 74V73H82ZM82 74L80 75V76H82ZM85 74H88V73H85ZM104 74V73H103ZM116 74V73H115ZM125 73H123V75H124ZM130 74V73H129ZM147 74H149V73H147ZM146 74V75H147ZM181 74H182V72H181ZM184 74V73H183ZM57 77H56V76ZM91 75V74H90ZM102 75V74H101ZM106 75V74H105ZM109 75V74H108ZM116 75H118V74H116ZM115 75V76H116ZM122 75V73L120 74V76ZM135 75H137V74H135ZM156 75H157V72H156ZM155 75V76H156ZM185 75V74H184ZM183 75V76H184ZM0 76H2V75H0ZM29 76V77H30ZM74 76V75H73ZM139 76H140V74H139ZM143 78H144V76L143 75H141ZM177 76V75H176ZM180 76V75H179ZM192 76V75H191ZM65 77H67V80H66V78ZM91 77V76H90ZM99 77H100V75H99ZM118 77V76H117ZM122 77V76H121ZM127 77V76H126ZM137 77V76H136ZM10 78V77H9ZM45 78H47V79H45ZM76 78V77H75ZM74 78V79H75ZM88 78V77H87ZM102 78V77H101ZM168 78V77H167ZM12 79V78H11ZM28 79V78H27ZM99 79V78H98ZM129 79H131V78H129ZM138 79V78H137ZM140 79H141V77H140ZM144 79H146V78H144ZM187 79V78H186ZM18 80V79H17ZM20 80V79H19ZM83 80V79H82ZM92 80V79H91ZM100 80V79H99ZM114 80V79H113ZM201 80H203V79H201ZM3 81H4V83L3 84H1V85H3L4 87H5V89H3L2 91L0 90V92L1 93H3V97H4V99H9V96H10V94L12 93L13 94V92H11V90H12V87L10 88L9 86H10V84H8L7 83V80H4L3 79ZM21 81V80H20ZM48 81V82H47ZM76 81H77V79H76ZM80 81V80H79ZM116 81V80H115ZM114 81V82H115ZM158 81V80H157ZM162 81V80H161ZM168 81H169V79H168ZM171 81V80H170ZM191 81V80H190ZM262 81V82H261ZM22 82V81H21ZM88 82V81H87ZM101 82H103V81H101ZM109 82V81H108ZM107 82V83H108ZM119 82V81H118ZM122 82V85L124 86V87H126V88H128V90H127V92H131V95L130 96H128V99L126 98V99H123L122 101H121V103H123V102H125V103H123L125 106L128 104V106H137V101H136V99H135V101H134V96H136L137 94H136V90H138V93L139 92H141L138 88H140L139 86H137L136 84L134 85V86H131V85H129L128 83H126V81L125 80H122L121 81ZM140 82V81H139ZM144 82V81H143ZM175 82V81H174ZM17 83H18V81H17ZM24 83V82H23ZM27 83H28V81H27ZM78 83V82H77ZM120 83V82H119ZM147 83V82H146ZM173 83V82H172ZM19 84V83H18ZM26 84V83H25ZM30 84V83H29ZM91 84V83H90ZM89 84V85H90ZM92 84H93V82H92ZM91 84V85H92ZM118 84V83H117ZM121 84V83H120ZM151 84V83H150ZM170 84V83H169ZM183 84V83H182ZM182 84H181V87H180V89L182 88ZM239 84V83H238ZM242 84V83H241ZM44 85H46V86H48V87H52V88H50V89H43L42 87H45ZM90 85V86H91ZM95 85V84H94ZM107 85V84H106ZM119 85V84H118ZM157 85V84H156ZM160 85H161V88L160 89H164L163 90V94H164V96H165V99H164V101H165V104L166 103H168L169 104V106H175V104H177V102H175V99L177 100L178 98H176V96H174L175 94L171 91V88H173V87H175V86H173V85H168V84H162V83H160ZM199 85V84H198ZM210 85H212L211 84V81H210ZM16 86V85H15ZM19 86V85H18ZM29 86V85H28ZM42 88H40V87ZM97 86V85H96ZM108 86H110V85H108ZM122 86V87H123ZM143 86V85H142ZM213 86V85H212ZM220 86H221V84H220ZM235 86V85H234ZM243 86V85H242ZM14 87V86H13ZM26 87V86H25ZM101 87V89H102V86H100ZM147 87V86H146ZM208 87V86H207ZM27 88V87H26ZM30 88V87H29ZM29 88H27V89H25V92L24 93H22L23 95H24V97H26V99L28 98V99H30V101H34V103L36 104V103H38V102H44V100H46V97H43L42 98V96H39L40 95V93H39V95H36L34 92H30V90L31 89H29ZM45 88H47V87H45ZM109 88V87H108ZM108 88H106V89H108ZM200 88V87H199ZM92 89V88H91ZM94 89V88H93ZM96 89V88H95ZM99 89V88H98ZM183 89V88H182ZM13 90H14V88H13ZM115 90V89H114ZM148 90V89H147ZM184 90H185V88H184ZM19 91V90H18ZM22 91V90H21ZM92 91V90H91ZM90 91V92H91ZM97 91H100V90H97ZM103 91V90H102ZM117 91V90H116ZM119 91V90H118ZM126 91V90H125ZM209 91V90H208ZM23 92V91H22ZM111 92V91H110ZM121 92V91H120ZM187 92H188V90H187ZM233 92V91H232ZM235 92V91H234ZM21 93V92H20ZM87 93V92H86ZM104 93V92H103ZM115 93V92H114ZM150 93V92H149ZM173 93V94H172ZM183 93H184V91H183ZM19 94V93H18ZM121 94V93H120ZM127 94V93H126ZM144 94V93H143ZM180 94H181V92H180ZM234 94V93H233ZM2 94H0V96H1ZM52 95V96H53ZM91 95V94H90ZM100 95H102V93H100ZM125 95V94H124ZM149 95V94H148ZM162 95V94H161ZM191 95V94H190ZM45 96V95H44ZM51 96V97H52ZM194 96V95H193ZM2 97V98H3ZM58 97H61V96H58ZM95 97V96H94ZM108 97V96H107ZM114 97V96H113ZM178 97V96H177ZM186 96H184V98H185ZM103 98V97H102ZM195 98V97H194ZM199 98H201V97H199ZM3 99V100H4ZM13 99V98H12ZM19 99V98H18ZM51 99V98H50ZM49 99V100H50ZM58 100L60 99V98H57ZM63 99H64V97H63ZM93 99V98H92ZM91 99V100H92ZM95 99H98V95H97V98H95ZM101 99V98H100ZM156 99V98H155ZM202 99V98H201ZM215 99V98H214ZM67 100V99H66ZM106 100V99H105ZM111 100V99H110ZM119 100H121V98L119 99ZM0 101H1V98H0ZM5 101V100H4ZM47 101V100H46ZM59 101H61V100H59ZM90 101V100H89ZM98 101H99V99H98ZM113 101H114V99H113ZM198 101V100H197ZM197 101L195 102L196 104H197ZM205 101V100H204ZM9 102V101H8ZM8 102H6V103H8ZM91 102H93V100L91 101ZM101 102V101H100ZM100 102H98L99 104H101ZM108 102V101H107ZM119 102V101H118ZM140 102H141V100H140ZM154 102V101H153ZM55 103V102H54ZM59 103V102H58ZM156 103V102H155ZM194 103V104H195ZM199 103V102H198ZM205 103V102H204ZM25 104V103H24ZM99 104H97V106H99ZM110 104V103H109ZM112 104H113V102H112ZM138 104H139V102H138ZM161 104V103H160ZM206 104V103H205ZM207 104H208V102H207ZM213 104V103H212ZM12 105V104H11ZM19 105H21V104H19ZM47 105V104H46ZM67 105H70V108H68V109H66V106ZM95 105H96V102H95ZM106 105V104H105ZM155 105V104H154ZM178 105V104H177ZM199 105V104H198ZM225 105L226 104H222V107H221V109L223 110V109H225L226 107H225ZM233 105V104H232ZM9 107H10V105H8ZM25 106V105H24ZM48 106V105H47ZM57 106H59V105H57ZM94 106V105H93ZM120 106V105H119ZM178 106H180V105H178ZM190 106V105H189ZM188 106V107H189ZM193 106H195V105H193ZM201 106V109H202V105H200ZM215 106H216V104H215ZM220 106V105H219ZM0 107H1V105H0ZM19 107H21V106H19ZM50 107H51V105H50ZM53 107V106H52ZM51 107V108H52ZM60 107V106H59ZM100 107V106H99ZM103 107V106H102ZM139 107V106H138ZM157 107V106H156ZM181 107V106H180ZM198 107V106H197ZM209 107V106H208ZM230 107V106H229ZM13 108V107H12ZM11 108V109H12ZM46 108V107H45ZM51 108H50V110H51ZM55 108H56V106H55ZM58 108V107H57ZM101 108V107H100ZM114 108V107H113ZM126 108V107H125ZM132 108V107H131ZM148 108H149V106H148ZM179 108V107H178ZM200 108V107H199ZM212 108V107H211ZM228 108V107H227ZM10 109V108H9ZM53 109H54V107H53ZM106 109V108H105ZM115 109V108H114ZM150 109V108H149ZM192 109V108H191ZM229 109V108H228ZM5 110V109H4ZM16 110H17V108H16ZM16 110H14V111H16ZM21 110V109H20ZM49 110V111H50ZM103 110H104V108H103ZM108 110V109H107ZM119 110V109H118ZM129 110V109H128ZM140 110V109H139ZM218 110V109H217ZM233 110V109H232ZM0 111H1V109H0ZM27 111V110H26ZM29 112H30V110H28ZM34 111V110H33ZM44 111V110H43ZM47 111V110H46ZM101 111V110H100ZM124 111H126L127 112V110H124ZM132 111V110H131ZM138 111V110H137ZM146 111V110H145ZM152 111H153V109H152ZM193 112H194V110H192ZM199 111V110H198ZM202 111V110H201ZM211 111V110H210ZM213 111V110H212ZM4 112V111H3ZM8 112V111H7ZM53 112H55V110L53 111ZM106 111H104V113H105ZM114 112V111H113ZM166 112V111H165ZM204 112V111H203ZM208 112V111H207ZM225 112H226V110H225ZM11 113H14V112H11ZM40 113V112H39ZM47 113V112H46ZM49 113V112H48ZM57 113V112H56ZM91 113V112H90ZM89 113V114H90ZM101 113V112H100ZM125 113V112H124ZM137 113V112H136ZM198 113H201L200 111L198 112ZM197 113V114H198ZM213 113V112H212ZM219 113V112H218ZM221 113V112H220ZM219 113V114H220ZM3 114V113H2ZM8 114V113H7ZM30 114H33V113H30ZM60 114H62V116L64 117L63 119L61 118V116H60ZM96 114V113H95ZM114 114V113H113ZM203 114V113H202ZM230 114V113H229ZM233 114V113H232ZM239 114V113H238ZM10 115V114H9ZM21 115V114H20ZM19 115V116H20ZM27 115V114H26ZM55 115V114H54ZM102 115H103V113H102ZM106 115V114H105ZM145 115V114H144ZM172 115V114H171ZM204 115V114H203ZM211 115V113H209V116ZM11 116V115H10ZM9 116V117H10ZM17 116V115H16ZM29 116V115H28ZM42 116H43V114H42ZM41 116V117H42ZM45 116V115H44ZM87 116V115H86ZM91 116V115H90ZM100 116H101V114H100ZM170 116V115H169ZM195 116V115H194ZM214 116V115H213ZM223 116H224V120L223 119H221L220 121H218L219 123V125H220V127L221 126H224V127H226V129L227 128H231V126L229 127V118H231V114L230 115H228V114H223ZM234 116V115H233ZM5 117V116H4ZM40 117V116H39ZM46 117H48V115L46 116ZM88 117V116H87ZM104 117V116H103ZM106 117V116H105ZM113 117V116H112ZM117 117H118V114H117ZM132 116H129V115H127L126 116V122L128 123V125L130 126V128L132 129V132L130 133V132H127L126 133V130H124L125 131V134L126 135H128V137L130 136V138L132 137V139L133 138H137V137H139V136H142L143 134H145L146 132H147V128L144 126V125H142L143 127H144V130H145V132L143 133V134H140L139 132H136L135 130H133V128H132V125L130 124V121H129V119L131 118ZM150 117H151V115H150ZM161 117H163V116H161ZM178 117H179V115H178ZM193 117V116H192ZM219 117V116H218ZM21 118V117H20ZM30 118V117H29ZM43 118V117H42ZM49 118V117H48ZM120 118V117H119ZM118 118V119H119ZM148 118V117H147ZM152 118V117H151ZM173 118V117H172ZM176 118V117H175ZM195 118V117H194ZM197 118V117H196ZM217 118V117H216ZM220 118H221V116H220ZM11 119V118H10ZM23 119V118H22ZM58 119V118H57ZM85 119H86V117H85ZM95 119V118H94ZM125 119V118H124ZM145 119V118H144ZM150 119V118H149ZM153 119V118H152ZM152 119H150V120H152ZM162 119V118H161ZM176 119H178V118H176ZM215 119V117L213 118V120ZM243 119V118H242ZM255 119V118H254ZM253 119V120H254ZM6 120V119H5ZM26 120V119H25ZM41 120V119H40ZM43 120V119H42ZM47 120V119H46ZM49 120V119H48ZM52 120H54V119H52ZM87 120V119H86ZM90 120V119H89ZM137 120V119H136ZM163 120V119H162ZM206 120V119H205ZM204 120V121H205ZM208 120H209V118H208ZM216 120V119H215ZM218 120H219V118H218ZM231 120V119H230ZM249 120V119H248ZM256 120V119H255ZM22 121V120H21ZM27 121V120H26ZM38 122H39V120H37ZM45 121V120H44ZM43 121V122H44ZM91 121H93V120H91ZM138 121V120H137ZM140 121V120H139ZM138 121V122H139ZM144 121V120H143ZM173 121V120H172ZM197 121H199V119L197 120ZM10 123H11V121H9ZM28 122V121H27ZM42 122V123H43ZM52 122V121H51ZM51 122L49 123V124H51ZM94 122H96V121H94ZM105 122H107V121H105ZM115 122V121H114ZM125 122V121H124ZM232 122H233V120H232ZM256 122V121H255ZM5 123V122H4ZM12 123H13V121H12ZM52 123H54V122H52ZM55 123H57V122H55ZM65 123H66V121H65ZM65 123H63V124H65ZM108 123V122H107ZM118 123V122H117ZM126 123V124H127ZM139 123H141V122H139ZM257 123V122H256ZM259 123V122H258ZM257 123V124H258ZM14 124H16V123H14ZM20 124V123H19ZM34 124H35V122H34ZM40 124H41V122H40ZM47 124V123H46ZM61 124H59V125H61ZM87 124H88V122H87ZM90 124V123H89ZM110 124V123H109ZM124 124V123H123ZM125 124V125H126ZM169 124V123H168ZM171 124H172V122H171ZM177 124V123H176ZM179 124V123H178ZM177 124V125H178ZM188 124V123H187ZM218 124H216V126H218ZM247 124V123H246ZM251 124V123H250ZM255 124V123H254ZM4 125V124H3ZM24 125H26V124H24ZM23 125V126H24ZM36 125V124H35ZM42 125V124H41ZM53 125V124H52ZM65 125H67V124H65ZM91 125V124H90ZM98 125V124H97ZM100 125V124H99ZM104 125H106V124H104L103 123V125H100L99 126V128H101V126H103L102 128H104ZM114 125V124H113ZM150 125V124H149ZM151 125H152V123H151ZM203 125V124H202ZM215 125V124H214ZM244 125V124H243ZM248 125V124H247ZM2 126V125H1ZM0 126V127H1ZM31 126H32V124H31ZM55 126V125H54ZM69 126V125H68ZM81 126V127H80ZM82 126H83V129H82ZM89 126V125H88ZM110 126V125H109ZM116 126V125H115ZM118 127L120 126V125H117ZM206 126H207V124H206ZM256 126V125H255ZM37 127H39V125H37ZM36 127V128H37ZM41 127V126H40ZM44 126H42V128H43ZM61 127V126H60ZM63 127H64V125L61 127V129H63ZM90 127V126H89ZM92 127V126H91ZM95 128L97 127V126H94ZM93 127V128H94ZM106 127V126H105ZM112 127V126H111ZM151 127V126H150ZM156 127V126H155ZM178 126H176L175 128H177ZM194 127V126H193ZM198 127V126H197ZM208 127V126H207ZM249 127V126H248ZM252 127V126H251ZM20 128H22V126L20 127ZM29 130H31V127H27ZM26 128V129H27ZM33 128V127H32ZM41 128V129H42ZM51 128V127H50ZM49 128V129H50ZM55 128V127H54ZM70 128V127H69ZM74 128H76V129H74ZM113 128V127H112ZM126 128H127V126H126ZM129 128V127H128ZM157 128H159L158 126H157ZM173 128V127H172ZM191 128V127H190ZM189 128V129H190ZM200 128V127H199ZM222 128V127H221ZM237 128V127H236ZM242 128V127H241ZM258 128V127H257ZM23 129V128H22ZM48 129V130H49ZM58 129H59V127H58ZM68 129V128H67ZM79 129V130H78ZM116 129V128H115ZM114 129V130H115ZM178 129V128H177ZM180 129V128H179ZM197 129V128H196ZM209 129H211V128H209ZM250 129V128H249ZM11 130V129H10ZM43 130V129H42ZM92 130H94V129H92ZM101 130V129H100ZM100 130H98L99 132H100ZM109 130H110V128H109ZM129 130V129H128ZM12 131V130H11ZM35 131V130H34ZM38 131V130H37ZM104 131V130H103ZM107 131V130H106ZM105 131V132H106ZM116 131V130H115ZM123 131V130H122ZM181 131V130H180ZM199 131V130H198ZM211 131V130H210ZM212 131H213V129H212ZM238 131V130H237ZM7 132V131H6ZM19 132V131H18ZM40 132H42V131H40ZM44 132H46V131H44ZM50 130H49V134H50ZM99 132H98V134H99ZM189 132V131H188ZM217 132H218V130H217ZM243 132V131H242ZM241 132V133H242ZM25 133V132H24ZM23 133V134H24ZM35 133V132H34ZM38 133V132H37ZM37 133H36V136H37ZM54 133V132H53ZM56 133V132H55ZM54 133V134H55ZM59 133H61L60 131H59ZM76 133V134H75ZM102 133V132H101ZM114 134H115V132H113ZM130 133V134H129ZM155 133V132H154ZM178 133V132H177ZM187 133V132H186ZM204 133V132H203ZM207 133V132H206ZM214 133V132H213ZM250 133V132H249ZM6 134V133H5ZM15 134V133H14ZM23 134H22V136H23ZM28 134V133H27ZM30 134H32L31 133V131H30ZM46 134V133H45ZM78 134V135H77ZM95 134V133H94ZM108 134H109V131H108ZM118 134V133H117ZM195 134V133H194ZM210 134V133H209ZM208 134V135H209ZM252 134V133H251ZM257 134V133H256ZM20 135V134H19ZM35 135V134H34ZM58 134L56 133V136H57ZM103 134H101L100 135V137L102 136ZM106 135V134H105ZM154 135V134H153ZM170 135V134H169ZM186 135V134H185ZM193 135V134H192ZM201 135V134H200ZM199 135V136H200ZM207 135V134H206ZM227 134H221V137L223 138V140L224 141H227V143L230 141V140H228V135L226 136ZM257 135H259V134H257ZM262 135V134H261ZM15 135H13V137H14ZM17 136H18V134H17ZM39 136V135H38ZM43 137L45 136V135H42ZM80 136V137H79ZM81 136H83V137H85V139L84 138H81ZM121 136V135H120ZM123 136V135H122ZM125 136V135H124ZM191 136V135H190ZM198 136V137H199ZM216 136V135H215ZM7 137V136H6ZM27 137H28V135H27ZM33 137V136H32ZM60 137V136H59ZM63 139H64V132H63V134H62V136H61ZM69 137V136H68ZM103 137V136H102ZM105 137V136H104ZM103 137V138H104ZM112 137V136H111ZM156 137H157V135H156ZM211 137V136H210ZM232 137V136H231ZM253 137H255V136H253ZM20 138V137H19ZM18 137H17V139H19ZM23 138V137H22ZM21 138V139H22ZM42 138V137H41ZM46 138V137H45ZM67 138V137H66ZM96 138V137H95ZM94 138V139H95ZM102 138V139H103ZM114 138V137H113ZM117 138V137H116ZM116 138H115V140H116ZM120 138V137H119ZM122 138V137H121ZM129 138V139H130ZM145 138V137H144ZM144 138H143V140H144ZM189 138V137H188ZM199 138H201V136L199 137ZM217 138V137H216ZM230 138V137H229ZM259 138H261V137H259ZM6 139V138H5ZM12 139H14V138H12ZM17 139H15V141L13 140V143L15 142L16 143V140ZM93 139V140H94ZM97 139V138H96ZM95 139V140H96ZM101 139V138H100ZM140 139V138H139ZM231 139V138H230ZM239 139V138H238ZM251 139V138H250ZM257 139V138H256ZM262 139V138H261ZM23 140H25V139H23ZM28 140V139H27ZM36 140H37V138H36ZM39 140H40V138H39ZM42 140V139H41ZM55 140V139H54ZM73 140V142L72 143H74V145L75 146H77V144H75V141ZM127 140H128V138H127ZM136 140V139H135ZM138 140V139H137ZM181 140V139H180ZM199 140V139H198ZM263 140V139H262ZM10 141V140H9ZM32 141H33V139H32ZM50 141V140H49ZM52 141H53V139H52ZM61 141V140H60ZM64 141H66V140H64ZM104 141H105V139H104ZM108 142H109V138H108V140H107ZM113 141V140H112ZM125 141V140H124ZM147 141V140H146ZM151 141V140H150ZM184 141V140H183ZM185 141H186V139H185ZM246 141V140H245ZM12 141H10V144H12L11 143ZM24 142V141H23ZM55 142V141H54ZM53 142V143H54ZM93 142V141H92ZM127 142V141H126ZM148 142V141H147ZM152 142V141H151ZM194 142V141H193ZM196 142V141H195ZM200 143H201V141H199ZM204 142V141H203ZM214 142V141H213ZM256 142H259L258 140L256 141ZM255 142V144H257ZM261 142V141H260ZM259 142V143H260ZM9 143V142H8ZM37 143V142H36ZM40 143H44V142H40ZM59 143V142H58ZM98 143V142H97ZM117 143V142H116ZM140 143V142H139ZM156 143V142H155ZM159 143V142H158ZM175 144L177 143V142H174ZM183 143V142H182ZM190 143V142H189ZM205 143V142H204ZM220 143V142H219ZM226 143V142H225ZM263 143V142H262ZM10 144H7V146L8 145H10ZM37 144H39V143H37ZM45 144V143H44ZM47 144V143H46ZM49 144H50V142H49ZM55 144V143H54ZM66 144V143H65ZM69 144V143H68ZM95 144V143H94ZM129 144V143H128ZM132 144V143H131ZM143 144V143H142ZM188 144V143H187ZM199 144V143H198ZM210 144V143H209ZM230 144V143H229ZM233 144V143H232ZM4 145V144H3ZM53 145V144H52ZM59 145H61V144H59ZM98 144H96V146H97ZM134 145V144H133ZM166 145H168V144H166ZM177 145V144H176ZM206 145V144H205ZM213 145V144H212ZM215 145V144H214ZM219 145V144H218ZM41 146H43V145H41ZM49 145H47L46 147H48ZM51 146V145H50ZM55 146V145H54ZM64 146V145H63ZM74 146V147H75ZM87 146V145H86ZM85 146V147H86ZM91 146H93L92 144H91ZM95 146V147H96ZM100 146H101V144H100ZM169 146H171V145H169ZM190 146V145H189ZM222 146H223V144H222ZM250 146V145H249ZM263 146H264V144H263ZM1 147H3V146H1ZM10 147V146H9ZM13 147V146H12ZM15 147V146H14ZM65 147V146H64ZM71 147V146H70ZM70 147H68L69 148V150H70ZM89 147V146H88ZM94 147V146H93ZM115 147V146H114ZM151 147V146H150ZM163 147V146H162ZM161 147V148H162ZM166 147V146H165ZM184 147H185V144H184ZM195 147V146H194ZM198 147V146H197ZM212 147V146H211ZM214 147V146H213ZM218 147V146H217ZM233 147V146H232ZM244 147V146H243ZM247 147H248V145H247ZM255 147V146H254ZM260 147H262V145L260 146ZM17 148V147H16ZM15 148V149H16ZM51 148V147H50ZM73 148V147H72ZM76 148V147H75ZM78 148V147H77ZM101 148V147H100ZM141 148V147H140ZM145 147H143V149H144ZM157 148V147H156ZM170 147H168L167 149H169ZM176 148H179V147H176ZM186 148H188V147H186ZM207 148V147H206ZM205 148V149H206ZM227 148H229V145H228V147ZM257 148V147H256ZM3 149V148H2ZM53 149V148H52ZM59 149H60V147H59ZM79 149H80V147H79ZM83 149H85V148H83ZM83 149H81V151L83 150ZM89 149V148H88ZM103 149V148H102ZM116 149V148H115ZM146 149V148H145ZM147 149H149V148H147ZM165 149V148H164ZM171 149V148H170ZM175 149V148H174ZM190 149H192L191 147H190ZM204 149V150H205ZM235 149V148H234ZM248 149V148H247ZM263 149V148H262ZM13 150V149H12ZM18 150V149H17ZM28 150V149H27ZM30 150H32L31 148H30ZM43 150V149H42ZM44 150H46L47 151V149L45 148ZM57 150V149H56ZM158 150V149H157ZM160 150V149H159ZM158 150V151H159ZM180 150V149H179ZM181 150H184V149H181ZM194 150H196V149H194ZM194 150H192V151H190V152H193ZM202 150V149H201ZM208 149H206V152H208L207 151ZM212 150V149H211ZM224 150V149H223ZM233 150V149H232ZM251 150L253 151V149H252V146H251ZM254 150H256V149H254ZM264 150V149H263ZM263 150L261 151V150H259V152H263ZM14 151V150H13ZM94 151V150H93ZM96 151V150H95ZM101 151V150H100ZM132 151V150H131ZM148 151H150V150H148ZM147 150H146V153L148 152ZM156 151V150H155ZM198 151H200L199 149H198ZM231 151V150H230ZM258 151V150H257ZM8 152V151H7ZM34 152V151H33ZM45 152V151H44ZM55 153V151H52V153ZM70 152H71V150H70ZM73 152V151H72ZM75 152V151H74ZM83 152H84V150H83ZM161 153H162V151H160ZM166 152H168V150L166 151ZM165 152V153H166ZM181 152V151H180ZM183 152H185V151H182V153ZM197 152V151H196ZM206 152H204V154L206 153ZM235 152V151H234ZM238 152V151H237ZM241 152V151H240ZM9 153H11L10 151H9ZM8 153V154H9ZM43 153V152H42ZM46 153V152H45ZM48 153V152H47ZM60 153V152H59ZM58 153V154H59ZM77 154H78V152H76ZM75 153V154H76ZM105 153V152H104ZM149 153V152H148ZM171 153H172V151H171ZM210 153V152H209ZM221 153V152H220ZM236 153V152H235ZM242 153V152H241ZM251 153H254V152H251ZM7 154V155H8ZM22 154V153H21ZM23 154H25V153H23ZM22 154V155H23ZM60 154H62V153H60ZM59 154V155H60ZM76 154V155H77ZM98 156H101L102 154H100V153H96ZM107 154V153H106ZM122 154V153H121ZM121 154H120V152H118V150H117V152H115V153H112L111 155H112V157H110V158H104V161L103 162H100V160H97V161H95V163H94V166H96V167H92L93 169H90V167L87 169V170H84V173H85V176L86 177H90L91 179H90V183H92L91 185H90V183H82V181H81V185L80 186H78V187H76V190H75V188L72 190L73 192H74V194L71 196V197H73V198H76V199H81L82 200V194H84L85 193V205H83V204H81V210H83V211H85V219L83 220V219H76V218H74V220H72V219H70V218H65V217H67V216H62V215H60V214H58L59 212H57V210H56V208L57 209H61V207L60 206H58L57 204H52V206H54V207H52V210L50 211V212H48L47 210H45L46 209V207H45V205L43 204V205H40L39 207H36L33 211L32 210H25V207L26 206H28V203H24V204H21V206H19V208H18V210L15 212V213H13V214H11V211L12 210H15L16 208V203H15V200L17 199L16 198V196H18V193L20 194L21 192H23L24 193V191L25 190H27V189H29L30 187H33V182H34V186H36V185H38V184H41V183H46V182H48L49 180H47L46 182H45V180L43 179L44 178V176H41V178L39 179L38 177L35 179L33 176H31V179L30 178H26V177H23L22 179H20L21 181V185L19 186V187H16V185H17V183H19V182H15L16 183V185H15V188H12L11 186H8V187H4V186H2L1 188H0V227H2V226H4L3 228H5V230L6 231H11V232H9L10 233V236L11 237H14V235H13V232L16 230V229H18L19 228V236L17 237L16 236V239H15V241H17L16 242V244H14V246H18L19 248L16 250L17 251V256L19 257V255H24L25 256V262L22 260V262H21V259H18V258H14V257H12L10 260H8V261H4L5 263H7V264H19V262H21L20 264H94V263H92L91 262V259H89V257H87L86 255H89V253H92V252H99V251H101V252H103V251H105V253H107V254H112V252H113V249H117V248H113V246H110L109 245V243L107 244H105V243H103V244H101V246L100 247H91L89 244H90V242H89V246H87V245H85V237H87L88 239H91L92 238V234H98L99 235V237H101V239H103V240H109V239H111V240H113V241H116V240H120V241H124L125 243H127L128 245H130V246H132L133 245V243H131V242H128L129 240H125V239H116L117 238V236H114V237H112V235H110L109 233H104L105 235H102V234H100L99 232L97 233L96 231H95V229L94 228H92V226H95V224L94 223H96L97 222V219L96 218H100V217H103V215L104 214H107V215H110V218L112 219H114V217H115V214L116 213H118L119 211H118V207L117 206H115V204H114V202L111 200V197H109L108 196V194L106 193V191H105V189L103 188V186H106L105 184H107V185H116V184H118V185H120V186H126V187H128V189H126L128 192H131V193H136V188H131V187H135V186H133V185H135V182H134V180H132L134 177H135V174H133V172H131L130 170H125L126 168H128V167H130V165L132 164H129L128 166H127V164H125V162H124V160H122L121 159ZM126 154V153H125ZM124 154V155H125ZM140 154V153H139ZM139 154H138V156H139ZM152 154V153H151ZM163 154V153H162ZM175 154H177V153H174V155ZM208 154V153H207ZM29 155V154H28ZM33 155H35V153L33 154ZM37 155H39V154H37ZM57 155V154H56ZM55 155V156H56ZM59 155L58 156H56V159H57V157H59ZM68 155V154H67ZM81 155V154H80ZM96 155V156H97ZM137 155V154H136ZM166 155V154H165ZM186 155V154H185ZM188 155H191V154H188ZM203 155V154H202ZM210 155V154H209ZM215 155V154H214ZM261 155V154H260ZM25 156V155H24ZM50 156H52L51 155V153H50ZM53 156H54V154H53ZM61 156V155H60ZM65 156V155H64ZM88 156V155H87ZM122 156H123V154H122ZM127 156V155H126ZM147 156V155H146ZM153 156V155H152ZM167 156V155H166ZM165 156V157H166ZM170 156V155H169ZM168 156V157H169ZM180 156V155H179ZM198 156V155H197ZM205 156V155H204ZM211 156H213V155H211ZM210 156V157H211ZM239 156H241V155H239ZM251 156V157H250ZM250 156H246V157H243L242 156V158L244 159V160H246L249 164H251V165H257V167H259V168H261V170L262 169H264V157H263V160H258L257 159V156H255V155H250ZM263 156V155H262ZM68 157H70L69 155H68ZM72 157H73V155H72ZM75 157V156H74ZM89 157H90V155H89ZM167 157V158H168ZM171 157V156H170ZM174 157H176V156H174ZM203 157V156H202ZM206 157H207V155H206ZM217 157V156H216ZM216 157H212L213 159L215 158L216 160H217V158ZM39 158V160L40 161H38V162H40V163H42V162H44V163H46V160L43 158V157H38ZM45 158H46V154H45ZM91 158V157H90ZM94 158H96V157H94ZM147 158V157H146ZM153 158V157H152ZM192 158H193V156H192ZM208 158V157H207ZM206 158V159H207ZM247 158V159H246ZM24 159V158H23ZM30 158H28V160H29ZM70 159V158H69ZM72 159V158H71ZM70 159V160H71ZM139 159V158H138ZM158 159V158H157ZM177 159H178V157H177ZM183 159H184V157H183ZM186 159V158H185ZM187 159H190V158H187ZM199 159V158H198ZM203 159V158H202ZM235 159V158H234ZM27 160V161H28ZM34 160V159H33ZM51 160V159H50ZM53 160V159H52ZM51 160V161H52ZM58 160V159H57ZM56 160V161H57ZM61 160V159H60ZM59 160V161H60ZM63 160V159H62ZM82 160H83V158H82ZM91 160H93V159H91ZM143 160V159H142ZM171 160V159H170ZM174 160V159H173ZM180 160V159H179ZM191 160V159H190ZM195 160H197V159H195ZM6 161V160H5ZM24 161H25V159H24ZM23 161V162H24ZM50 161V162H51ZM54 161V160H53ZM72 161V160H71ZM147 162H148V160H146ZM187 161H189V160H187ZM186 161V162H187ZM207 161V160H206ZM215 161V160H214ZM227 161V160H226ZM243 161V160H242ZM9 162H10V160H9ZM35 162V161H34ZM49 162V161H48ZM47 162V163H48ZM58 162V161H57ZM61 162H63V161H61ZM87 162V161H86ZM85 162V163H86ZM94 162V161H93ZM144 162H145V160H144ZM146 162V163H147ZM171 162V161H170ZM173 162V161H172ZM172 162H171V164H172ZM175 162V161H174ZM181 162V161H180ZM179 162V163H180ZM185 162V163H186ZM189 162H192L193 163V160L192 161H189ZM200 162V161H199ZM202 162H203V160H202ZM211 162V161H210ZM218 162V161H217ZM13 163V162H12ZM17 163V162H16ZM26 163V162H25ZM40 163H39V165H40ZM56 163V162H55ZM70 163V167L72 168V165L73 164H71V162H69ZM88 163V162H87ZM178 163V164H179ZM184 163V162H183ZM182 163V164H183ZM197 163V162H196ZM204 163V162H203ZM213 162H211L210 164H212ZM231 163V162H230ZM260 163V164H259ZM1 164V163H0ZM24 164V163H23ZM36 164H37V162H36ZM56 164H59V163H56ZM78 164V163H77ZM92 164V163H91ZM148 164H149V162H148ZM164 164H166V163H164ZM170 164V163H169ZM190 164V163H189ZM195 163H193V165H194ZM201 164V163H200ZM208 164V163H207ZM217 164V163H216ZM7 165V164H6ZM53 165V164H52ZM62 165H63V163H62ZM82 165H83V163H82ZM81 165V166H82ZM175 165H177V164H175ZM213 165V164H212ZM223 165L226 167V166H228L227 165V163L226 164H224L223 163ZM8 166V165H7ZM7 166H6V168H7ZM23 166V165H22ZM29 166V165H28ZM45 166V165H44ZM47 166V165H46ZM54 166V165H53ZM64 166V165H63ZM77 166V165H76ZM87 166H89V164L87 165ZM93 166V165H92ZM188 166V165H187ZM190 166V165H189ZM207 166V165H206ZM210 166V165H209ZM214 166V165H213ZM219 166V165H218ZM1 167V166H0ZM9 167V166H8ZM27 167V166H26ZM33 166H31V168H32ZM36 167V166H35ZM50 167V166H49ZM60 167H61V165H60ZM126 167V168H125ZM186 167V166H185ZM198 167H201V166H198ZM5 168V167H4ZM12 168V167H11ZM14 168V167H13ZM44 168V167H43ZM43 168H42V172H43ZM54 168H56V167H54ZM53 168V169H54ZM66 168V167H65ZM77 168H80V167H77ZM144 168V167H143ZM152 168V167H151ZM166 168V167H165ZM188 168H190V167H188ZM202 168V167H201ZM204 168V167H203ZM202 168V169H203ZM206 168V167H205ZM208 168V167H207ZM37 169H38V166H37ZM36 169V172L37 171H39V170H37ZM69 169V168H68ZM67 169V170H68ZM75 169V168H74ZM81 169V168H80ZM86 169V168H85ZM191 169V168H190ZM208 169H210V168H208ZM220 169V168H219ZM227 169V168H226ZM25 170V169H24ZM26 170H27V168H26ZM28 170H30V169H28ZM44 170H46V169H44ZM62 170H64V169H62ZM76 170V169H75ZM143 170V169H142ZM141 170V171H142ZM146 170V169H145ZM211 170V169H210ZM213 170V169H212ZM222 170V169H221ZM224 170V169H223ZM31 171H32V169H31ZM34 171V170H33ZM71 171V170H70ZM69 171V172H70ZM77 171H79V170H77ZM82 171V170H81ZM106 172V173H108V172H110V171H113V172H115L116 173V175H117V181L116 182H114V183H111V181H110V179H108V178H105V176L104 175H102V173H101V175H100V172ZM144 171V170H143ZM170 171V170H169ZM204 171H206V170H204ZM207 171H209V170H207ZM216 171V170H215ZM7 172H8V170H7ZM10 172V171H9ZM26 172V171H25ZM41 172V171H40ZM99 172V173H98ZM146 172V171H145ZM219 172V171H218ZM230 172V171H229ZM247 172V171H246ZM4 173V172H3ZM12 173V172H11ZM10 173V174H11ZM17 173V172H16ZM39 173V172H38ZM67 173V172H66ZM74 173H75V171H74ZM82 173H83V171H82ZM166 173V172H165ZM205 173V172H204ZM209 173V172H208ZM216 173V172H215ZM26 174H28V173H26ZM26 174H24L25 176H26ZM30 174H33V173H30ZM59 174V173H58ZM62 175H63V173H61ZM124 174H127V175H129V177H130V179L128 178V179H122L123 178V176L122 175H124ZM138 174V173H137ZM140 174V173H139ZM175 174V173H174ZM76 175V174H75ZM142 175V174H141ZM167 175H168V173H167ZM172 175V174H171ZM204 175V174H203ZM29 176V177H30ZM72 176V175H71ZM85 176H83V177H85ZM108 176V175H107ZM106 176V177H107ZM111 176V175H110ZM183 176V175H182ZM263 176V175H262ZM10 177V176H9ZM19 177V176H18ZM43 177V178H42ZM57 177V176H56ZM67 177H68V175H67ZM88 177V178H89ZM126 177V176H125ZM171 177V176H170ZM175 177V176H174ZM211 177V176H210ZM216 177V176H215ZM258 177V176H257ZM7 178V177H6ZM21 178V177H20ZM63 178V177H62ZM66 178V177H65ZM81 178V177H80ZM138 178V177H137ZM164 178V177H163ZM189 178H191V177H189L188 176V178H186V179H189ZM194 178V177H193ZM11 179V178H10ZM170 179V178H169ZM179 179V178H178ZM203 179H205V178H203ZM215 179V178H214ZM19 180V179H18ZM35 180V181H34ZM63 180V179H62ZM139 180V179H138ZM149 180V179H148ZM147 180V181H148ZM151 180V179H150ZM156 180V179H155ZM217 180V179H216ZM224 180V179H223ZM222 180V181H223ZM226 180V179H225ZM69 181V180H68ZM165 181H167L166 180V178H165ZM164 181V182H165ZM179 181H181V180H179ZM183 182L185 181V177H184V179L182 180ZM181 181V182H182ZM219 181H220V179H219ZM38 184H37V183ZM86 182H88V180L86 181ZM143 182V181H142ZM146 182V181H145ZM153 182V181H152ZM151 182V183H152ZM159 182H161V180L159 181ZM172 182V181H171ZM177 182V181H176ZM175 182V183H176ZM195 182V181H194ZM211 182V181H210ZM209 182V183H210ZM1 183V182H0ZM10 184H11V182H9ZM14 183V184H15ZM64 183V182H63ZM149 183V182H148ZM154 183H156L157 184V182H154ZM168 183V182H167ZM190 183V182H189ZM193 183V182H192ZM198 183V182H197ZM73 184H75V185H77L76 183H73ZM162 184V183H161ZM181 183H179V185H180ZM187 184H188V182H187ZM208 184V183H207ZM213 184H215V183H213ZM220 184V183H219ZM221 184H222V182H221ZM1 185V184H0ZM12 185V184H11ZM151 185H153V184H151ZM150 185V186H151ZM167 185V184H166ZM174 185V184H173ZM183 185V184H182ZM186 185V184H185ZM199 185V184H198ZM217 185H218V183H217ZM227 185V184H226ZM225 185V186H226ZM74 186V185H73ZM148 186V185H147ZM191 186V185H190ZM45 187V186H44ZM56 187V186H55ZM64 187V184H63V186L61 187V188H63ZM70 187H72V186H70ZM108 187V186H107ZM156 187V186H155ZM155 187H154V189H155ZM160 187H162V186H160ZM177 187V186H176ZM181 187V186H180ZM201 187V186H200ZM209 187H210V185H209ZM219 187V186H218ZM223 187H224V183H223ZM21 188V189H20ZM41 188V187H40ZM58 188V187H57ZM56 188V189H57ZM153 188V187H152ZM151 188V189H152ZM172 189H173V186L171 187ZM185 188V187H184ZM187 188V187H186ZM214 188H216V187H214ZM227 188H232V187H230V185H228L227 186ZM234 188V187H233ZM232 188V189H233ZM38 189V188H37ZM124 189V188H123ZM123 189H121V190H123ZM181 189V188H180ZM193 189V188H192ZM204 189H206L205 187L203 188V190ZM226 189V188H225ZM224 189V190H225ZM41 190V189H40ZM38 191V192H41V191ZM59 190V189H58ZM57 190V191H58ZM118 190V189H117ZM142 190V189H141ZM146 190H147V188H146ZM166 190H167V188H166ZM165 190V191H166ZM177 190V189H176ZM217 190V189H216ZM219 190H220V188H219ZM46 191V190H45ZM54 191V190H53ZM62 191H64V190H62ZM137 191H139V190H137ZM143 191V190H142ZM150 191H152V190H149V192ZM159 190H157V192H158ZM162 191H164V190H162ZM168 191V190H167ZM172 191V190H171ZM212 191H213V189H212ZM215 191V190H214ZM230 191H231V189H230ZM234 191H237V190H235L234 189ZM233 191V192H234ZM242 191V190H241ZM241 191H240V193H241ZM50 192V191H49ZM124 193H125V191H123ZM144 192H146V191H144ZM172 192H174V191H172ZM171 192V193H172ZM177 192H179L180 193V191H177ZM200 192V191H199ZM198 192V193H199ZM238 192V191H237ZM29 193V192H28ZM58 193H60V192H57V194ZM63 193H65V192H63ZM67 193V192H66ZM118 193V192H117ZM139 193V192H138ZM161 193V192H160ZM159 193V194H160ZM176 192H174V194H175ZM182 193H183V191H182ZM184 193H185V191H184ZM204 193V192H203ZM208 193V192H207ZM210 193V192H209ZM227 193V192H226ZM61 194V193H60ZM70 194V193H69ZM115 194V193H114ZM120 194H122V193H120ZM139 194H142V192L141 193H139ZM169 194V193H168ZM177 194V193H176ZM218 194V193H217ZM244 194V193H243ZM29 195V194H28ZM40 195V194H39ZM44 195V194H43ZM111 195V194H110ZM138 195V194H137ZM182 195V194H181ZM184 195V194H183ZM187 195H188V192H187ZM187 195H186V197H187ZM199 195H202V194H199ZM210 195H212V194H210ZM220 195H222V194H220ZM228 195V194H227ZM236 195V194H235ZM234 195V196H235ZM251 195V194H250ZM34 196V195H33ZM61 196H63L62 194H61ZM119 196V195H118ZM123 196V195H122ZM136 196V195H135ZM162 196V195H161ZM189 196V195H188ZM196 198H199V197H197L196 195H194ZM194 196H192V197H194ZM204 196H206V195H204ZM240 196V195H239ZM245 196L247 197V195L246 194H244V199H245ZM256 196V195H255ZM259 196V195H258ZM24 197V196H23ZM38 197V196H37ZM64 197V196H63ZM62 197V198H63ZM90 198V200L88 201V200H86L87 198ZM125 197V196H124ZM124 197H122V198H124ZM145 197V196H144ZM148 197H149V195H148ZM163 197V196H162ZM202 197V196H201ZM213 197H214V195H213ZM222 197V196H221ZM20 198V197H19ZM108 198V199H107ZM129 198V197H128ZM158 198V197H157ZM166 198V197H165ZM180 198V197H179ZM184 198V197H183ZM188 198V197H187ZM203 198V197H202ZM223 198V197H222ZM241 198V197H240ZM243 198V197H242ZM32 199V198H31ZM36 199V198H35ZM54 199V198H53ZM119 199V198H118ZM140 199V198H139ZM150 199V197L148 198V200ZM174 199H175V196H174ZM205 199V198H204ZM210 199H212V198H210ZM214 199H216L215 197H214ZM220 199V198H219ZM232 199V198H231ZM233 199H235L236 200V198H233ZM238 199V198H237ZM29 200V199H28ZM128 200H130V199H128ZM127 200V202H129ZM133 200V199H132ZM159 200V199H158ZM163 200H167V199H163ZM168 200H169V197H168ZM184 200V199H183ZM197 200V199H196ZM195 200V201H196ZM208 200H209V198H208ZM241 200V199H240ZM256 200V199H255ZM31 202L33 201V200H30ZM126 201V200H125ZM137 201H138V198H137ZM177 201V200H176ZM188 201H193V199H190V200H188ZM242 201V200H241ZM245 201V200H244ZM246 201H248L247 200V198H246ZM259 201V200H258ZM19 202V201H18ZM34 202V201H33ZM109 202H111V203H109ZM134 202V201H133ZM152 202V201H151ZM150 202V203H151ZM154 202V201H153ZM165 202V201H164ZM179 202H181L180 200H179ZM197 202V201H196ZM206 202V201H205ZM233 202V201H232ZM256 202V201H255ZM144 203H146V202H144ZM144 203H142V204H144ZM149 203V204H150ZM160 203V202H159ZM167 203V202H166ZM178 203V202H177ZM176 203V204H177ZM183 203V202H182ZM181 203V206H185V205H183ZM186 203V202H185ZM184 203V204H185ZM189 203V202H188ZM218 203V202H217ZM247 203V202H246ZM134 204H135V202H134ZM139 204V203H138ZM152 204V203H151ZM190 204V203H189ZM188 204V205H189ZM196 204V203H195ZM198 204V203H197ZM256 204V203H255ZM18 205V204H17ZM78 205V204H77ZM111 205H113V206H111ZM120 205V204H119ZM146 205V204H145ZM153 205V204H152ZM163 205H164V203H163ZM178 205H180V204H178ZM208 205V204H207ZM239 204H238V202H237V206H238ZM246 205V204H245ZM64 206V205H63ZM74 206V208L75 207H77V206H75V204L73 205ZM140 206V205H139ZM138 206V207H139ZM156 206V205H155ZM168 206V205H167ZM172 206H174L173 204H172ZM175 206H177V205H175ZM193 206V205H192ZM225 206V205H224ZM231 206H232V204H231ZM255 206V205H254ZM263 206V205H262ZM121 207H123V206H121ZM171 207V206H170ZM180 207V206H179ZM205 207V206H204ZM233 207V206H232ZM243 207V206H242ZM257 207H260V206H257ZM154 208V207H153ZM174 207H172V209H173ZM212 208V207H211ZM236 208V207H235ZM251 208V207H250ZM254 208V207H253ZM63 209V208H62ZM61 209V210H62ZM171 209V210H172ZM186 209V208H185ZM213 209V208H212ZM226 209V208H225ZM228 209V208H227ZM226 209V210H227ZM231 210H233L232 208H230ZM239 209V208H238ZM237 209V210H238ZM112 210V211H111ZM120 210V209H119ZM159 210V209H158ZM180 210V209H179ZM214 210V209H213ZM223 210V209H222ZM64 211V210H63ZM169 211V210H168ZM228 211H229V209H228ZM241 211V210H240ZM23 212H24V216H22L23 215ZM46 212L49 214V215H45L46 214ZM162 212V211H161ZM182 212V211H181ZM234 212H235V210H234ZM238 212V211H237ZM245 212H246V210H245ZM257 212V211H256ZM262 212V211H261ZM122 213V212H121ZM120 213V214H121ZM175 212H173V214H174ZM231 213V212H230ZM229 213V214H230ZM236 213V212H235ZM251 213V212H250ZM264 213V212H263ZM123 214V213H122ZM170 214V213H169ZM182 214H183V212H182ZM211 214V213H210ZM227 214V213H226ZM242 214V213H241ZM245 214V213H244ZM256 214V213H255ZM254 214V215H255ZM13 215V216H12ZM82 215V214H81ZM80 215V216H81ZM150 215H152V214H150ZM171 215V214H170ZM180 215V214H179ZM178 215V216H179ZM212 215V214H211ZM231 216H232V213L230 214ZM248 215V214H247ZM247 215H245V216H247ZM87 216V217H86ZM122 216V215H121ZM154 216H156V215H154ZM172 216V215H171ZM177 216V215H176ZM184 216V215H183ZM191 216V215H190ZM194 216V215H193ZM196 216H198V215H196ZM207 216H209V215H207ZM207 216H206V218H207ZM220 216V215H219ZM235 216V215H234ZM239 216H241V215H239ZM68 217H70V216H68ZM179 217H181V216H179ZM178 217V218H179ZM222 217V216H221ZM237 217V215L235 216V218ZM242 217V216H241ZM94 218H95V220H94ZM175 218V217H174ZM181 218H184V217H181ZM190 218H192V217H190ZM194 218V217H193ZM197 218V217H196ZM204 218V217H203ZM209 218V217H208ZM211 218V217H210ZM213 218V217H212ZM219 218V217H218ZM238 218V217H237ZM246 218V217H245ZM248 218H249V216H248ZM248 218H246V219H248ZM76 219V220H75ZM112 219V220H113ZM176 219V218H175ZM205 219V218H204ZM224 219H226V218H224ZM257 219V218H256ZM104 220V219H103ZM102 220V221H103ZM111 220V221H112ZM174 220V219H173ZM176 220H178V219H176ZM194 220V219H193ZM198 220V219H197ZM201 221H202V219H200ZM214 220H215V217H214ZM222 220V219H221ZM232 220V219H231ZM238 221H240L239 219H237ZM245 220V219H244ZM250 220V219H249ZM252 220V219H251ZM250 220V221H251ZM255 220V219H254ZM85 221V224L83 223ZM96 221V222H95ZM105 221V220H104ZM162 221V220H161ZM183 221H185V219H183ZM187 221V220H186ZM185 221V222H186ZM200 221V222H201ZM206 221V220H205ZM209 221V220H208ZM211 221H212V219H211ZM210 221V222H211ZM224 221V220H223ZM243 221V220H242ZM261 221V220H260ZM263 221V220H262ZM106 222V221H105ZM113 222V221H112ZM160 222V221H159ZM178 222V221H177ZM177 222H176V224H177ZM188 222V221H187ZM194 222H196V221H194ZM207 222V221H206ZM205 222V223H206ZM216 222V221H215ZM233 222V221H232ZM247 222V221H246ZM189 223H190V221H189ZM202 223V222H201ZM204 223V222H203ZM202 223V224H203ZM214 223V222H213ZM237 223V222H236ZM247 223H249V222H247ZM258 223V222H257ZM98 224V223H97ZM151 224V223H150ZM210 224V223H209ZM230 224V223H229ZM260 224V223H259ZM263 224V223H262ZM59 225V227L61 228V229H64V227L67 225V226H69L70 228L71 227H73V229H77V231L78 232H85V234H82V235H84V237L82 236V238L80 239H74V240H71L72 241V243H70L68 240H64V239H60L59 238V236L57 237V236H55V235H52V234H50V235H48V238H47V233H46V231H44V230H47V228H45L44 226H49V231L51 230V229H53V227H56V226H58ZM123 225V224H122ZM129 225V224H128ZM133 225V224H132ZM164 225H166V224H164ZM171 225V224H170ZM181 225H182V223H181ZM216 225V224H215ZM221 225L222 224H220V227H221ZM232 225V224H231ZM235 225V224H234ZM241 225V224H240ZM261 225V224H260ZM20 226V227H19ZM88 226V229H85V227H87ZM188 226V225H187ZM194 226H196V225H194ZM201 226V225H200ZM212 226V225H211ZM217 226V225H216ZM250 226V225H249ZM252 226H254V225H252ZM257 226V225H256ZM96 227V226H95ZM100 227V226H99ZM98 227V228H99ZM105 227V226H104ZM112 227V226H111ZM125 227V226H124ZM123 227V228H124ZM127 227V226H126ZM134 227V226H133ZM178 227V226H177ZM184 227H186V226H184ZM184 227H182V228H184ZM203 227V226H202ZM207 227H209V226H207ZM207 227H205V228H207ZM227 227V226H226ZM247 227V226H246ZM260 227V226H259ZM118 228H119V226H118ZM129 228V227H128ZM131 228V227H130ZM174 228H176V227H174ZM181 228V229H182ZM200 228V227H199ZM210 229H211V227H209ZM214 228H215V226H214ZM217 228H219V226L217 227ZM224 228H225V226H224ZM245 228V227H244ZM261 228V227H260ZM133 229V228H132ZM171 229V228H170ZM188 229V231H189V228H187ZM204 229V228H203ZM220 229V228H219ZM238 229V228H237ZM240 229V228H239ZM247 229H249V228H247ZM262 229V228H261ZM260 229V230H261ZM59 230V229H58ZM81 230V231H80ZM109 229H107V231H108ZM114 230V229H113ZM116 230H118V229H115V231ZM128 230V229H127ZM155 230V229H154ZM159 230V229H158ZM161 230V229H160ZM159 230V231H160ZM193 230V229H192ZM198 230V229H197ZM218 230V229H217ZM223 230V229H222ZM241 230V229H240ZM60 231V230H59ZM58 231V232H59ZM95 231V232H94ZM123 231H124V229H123ZM156 231V230H155ZM171 231V230H170ZM186 231V230H185ZM203 232H204V230H202ZM201 231V232H202ZM207 231V230H206ZM209 231V230H208ZM216 231V230H215ZM219 231V230H218ZM244 231V230H243ZM264 231V230H263ZM48 232V231H47ZM57 232V233H58ZM74 232V231H73ZM106 232V231H105ZM181 232V231H180ZM192 232V231H191ZM190 232V233H191ZM224 232H225V230H224ZM223 232V233H224ZM251 232V231H250ZM7 233V232H6ZM118 233V232H117ZM123 233V232H122ZM174 233V232H173ZM193 233V232H192ZM210 233V232H209ZM213 233V232H212ZM212 233H210V234H212ZM222 233V232H221ZM245 233V232H244ZM253 233V232H252ZM263 233V232H262ZM17 234V233H16ZM63 234V232L61 233V235ZM120 234H121V230H120ZM178 234V233H177ZM194 234V233H193ZM201 234V233H200ZM205 234H206V232H205ZM204 234V235H205ZM250 234V233H249ZM77 235V234H76ZM79 235H81V233L80 234H78V236ZM179 235V234H178ZM187 235V234H186ZM220 235V234H219ZM224 235V234H223ZM226 235V234H225ZM259 235H261V234H259ZM6 236V235H5ZM9 236V235H8ZM65 236V235H64ZM108 236H109V238H108ZM182 236V235H181ZM180 236V237H181ZM196 236H198V235H196ZM209 236V235H208ZM214 236V235H213ZM212 236V237H213ZM221 236V235H220ZM248 236V235H247ZM257 236V235H256ZM264 236V235H263ZM98 236H96V238H97ZM190 237V236H189ZM202 237V236H201ZM205 237V236H204ZM212 237H210V238H212ZM223 237V236H222ZM227 237V236H226ZM243 237V236H242ZM241 237V238H242ZM252 237H254L253 235H252ZM261 237H262V235H261ZM68 238V237H67ZM191 238H193V237H191ZM194 238H196L195 237V235H194ZM193 238V239H194ZM220 238V237H219ZM230 238V237H229ZM256 238V237H255ZM259 238V237H258ZM257 238V239H258ZM72 239V238H71ZM93 239V238H92ZM186 240H188V237H186L185 238ZM193 239H191V240H193ZM213 239V238H212ZM217 239V238H216ZM222 238H220V240H221ZM239 239V238H238ZM247 240H248V238H246ZM87 240V239H86ZM96 240V239H95ZM200 240H202L201 238H200ZM206 240H208V239H206ZM210 240V239H209ZM261 240H262V238H261ZM59 241H64L65 243H63V242H59ZM90 241V240H89ZM92 241V240H91ZM218 241V240H217ZM230 241V240H229ZM244 241V240H243ZM253 241V240H252ZM264 241V240H263ZM13 242V241H12ZM98 242V241H97ZM191 242V241H190ZM209 242V241H208ZM212 242V241H211ZM223 242H225V241H223ZM228 242V241H227ZM232 242V241H231ZM19 243H22V245H20ZM93 243V242H92ZM162 243V242H161ZM191 243H193V242H191ZM196 243H197V241H196ZM203 243H204V241H203ZM226 243V242H225ZM250 243V242H249ZM4 244V243H3ZM115 244V243H114ZM195 244V243H194ZM193 244V245H194ZM207 244V243H206ZM220 244V243H219ZM224 244V243H223ZM232 244V243H231ZM237 244V243H236ZM235 244V241H234V244L233 245H236ZM245 244V243H244ZM254 244V243H253ZM92 245V244H91ZM203 245V244H202ZM213 245L214 244H212V247H213ZM217 247L219 246L218 244H215ZM220 245H222V244H220ZM225 245V244H224ZM229 245V244H228ZM73 246H76V247H73ZM83 246V247H82ZM94 246V245H93ZM98 246V245H97ZM195 246H197V245H195ZM261 246V245H260ZM101 247H102V249H101ZM197 247H199V246H197ZM222 247V246H221ZM228 247H230V245L228 246ZM253 247V246H252ZM15 248H17V247H15ZM132 248L134 249L135 247H133L132 246ZM165 248V247H164ZM163 248V249H164ZM167 248H169V247H167ZM206 248V247H205ZM223 248V247H222ZM231 248V247H230ZM229 248V249H230ZM240 248V247H239ZM87 249H88V251H87ZM213 249V248H212ZM233 249H235V248H233ZM121 250V249H120ZM119 250V248L117 249V250H115V252H113V253H116V254H118V258H116V256L115 255H113V259L115 260L116 259V263H114V264H141V263H136V262H134L133 260H136L137 258L135 257V258H131L130 257V255H127L128 253H123V251L121 250L120 251ZM166 250V249H165ZM215 250V249H214ZM240 250V249H239ZM249 250V249H248ZM253 250V249H252ZM259 250V249H258ZM10 251V250H9ZM90 251V252H89ZM119 251V252H118ZM137 251V250H136ZM191 251V250H190ZM224 251V250H223ZM228 251V250H227ZM238 251V250H237ZM14 252V251H13ZM118 252V253H117ZM121 252V253H120ZM168 252V251H167ZM218 252V251H217ZM230 252V251H229ZM249 252V251H248ZM253 252H254V250H253ZM261 252V251H260ZM95 253V254H96ZM172 253V252H171ZM222 253V252H221ZM238 253V252H237ZM100 254H102V253H100ZM135 254V253H134ZM139 254V253H138ZM141 254V253H140ZM170 254V253H169ZM228 254V253H227ZM232 254V253H231ZM244 254H246V253H244ZM249 254H251V253H249ZM260 254V253H259ZM7 255H9V254H7ZM13 255V254H12ZM133 255V254H132ZM173 255V254H172ZM11 256V255H10ZM58 257L59 258V260H60V262H55L54 261V259L53 258H55V257ZM135 256V255H134ZM133 256V257H134ZM223 256H224V254H223ZM232 256V255H231ZM246 256V255H245ZM8 257V256H7ZM138 257V256H137ZM218 257H219V260L220 261H223V259L224 258H220V256L218 255ZM228 257H229V255H228ZM228 257H226V258H228ZM233 257V256H232ZM237 257V256H236ZM241 257V256H240ZM261 257V256H260ZM93 258H95V257H93ZM92 258V259H93ZM101 258V257H100ZM107 258V257H106ZM230 258V257H229ZM234 258V257H233ZM96 259V258H95ZM111 259V258H110ZM248 259V258H247ZM229 260V259H228ZM245 260V259H244ZM99 261V260H98ZM106 261H108V260H106ZM234 262H236V261H234ZM109 263V262H108ZM98 264V263H97ZM110 264V263H109ZM227 264V263H226ZM241 264H242V262H241ZM252 264V263H251Z\"/></svg>", "mask_w": 264, "mask_h": 264}, {"label": "water", "instance_id": "water-1", "mask_svg": "<svg viewBox=\"0 0 264 264\" xmlns=\"http://www.w3.org/2000/svg\"><path fill=\"white\" fill-rule=\"evenodd\" d=\"M129 121H130V124L132 125L133 130L139 133L144 131V127L135 118L131 117Z\"/></svg>", "mask_w": 264, "mask_h": 264}]
</instances>
